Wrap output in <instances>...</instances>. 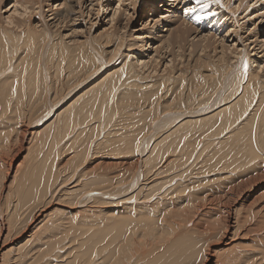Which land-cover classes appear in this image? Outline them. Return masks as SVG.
Instances as JSON below:
<instances>
[{"label": "rangeland", "instance_id": "374dc122", "mask_svg": "<svg viewBox=\"0 0 264 264\" xmlns=\"http://www.w3.org/2000/svg\"><path fill=\"white\" fill-rule=\"evenodd\" d=\"M153 1L154 0H37V2L39 4L36 6L37 10H36V12H34L33 17H31V18L34 19V23H33L34 26H37V24L43 25V27L46 26V29L50 32V34L52 36L57 37L59 34H63V36L65 38L64 40H65V42H67L66 44H70V45H71V43H69L70 40H72V41L77 40L76 38H78V40H85L84 39L85 35H86L85 36L86 39H89V37H90L89 35H91V37H94V38L97 36L96 39H98L99 37H101L102 33H105L106 31H110L111 32L112 30H114V29H111V28L113 26H115V25L117 27H121L123 29V31L120 33L121 34L120 37L124 39V42H126L127 45H130V43H137L139 48H142L141 47L142 43H140V39L143 38V36L145 34L146 35L148 34V36L150 38H148L147 41H145L144 44H146V46H145L144 49L143 48L141 49L142 52L136 51V50H134V48H132L133 50L132 49H130V50L132 52L136 51V53H137L136 55H140L141 54L142 56H144L143 59L145 61H147V62L150 61L153 57H157L158 58V63H159L158 70H161V73L166 68H169V66H170V69H172L171 66H175V67L176 66H179V67L182 66V67H184V66H187L188 63H191L192 65H194L195 64V60L197 58H201L203 60H207L208 57L213 58V60L214 59L216 60V58H220L221 59V57H222L221 55L223 54L221 51H222L223 48H225L226 50H228V48H229V50H231V49L234 50L236 48L237 49L236 52L239 53L240 55H238L237 53L235 54V51L232 52V50L231 51H229V50L227 51L230 54L229 53H225V55L228 54L227 55L228 57H231V58L235 59V60H231L232 64L234 62H236V63H234V66H235L234 67V72L238 71L240 69V67L244 66L245 65L244 63L247 60L248 61L250 60V62H252V61H254L256 59L257 61H254L252 63L247 61L246 62V64L248 63L247 67H250V65H252V64H255V65H252L253 68L256 67V66L258 68L260 66L259 69L262 70V71L259 70V71H256V72L259 73L260 75L264 76V44H263L264 43V0H219V3L217 2V0H204V2L202 4H197L195 2V0H179V1L175 2L176 4L172 3V6L170 8L169 7L168 8L162 7L163 5H166V7L169 4L171 5V3L168 2V0H161L157 4V5H161V6L159 7L158 10L155 11V12H158V14L155 13L156 18L151 20L149 17H150L151 14H153V12H152L153 8L151 9V7L153 5L152 4ZM242 2H243V5H242ZM15 3H16V0H0V22L3 23L5 26H7L6 24H7L9 18H14L15 17V19L17 21L22 20V18H19V16L15 15L13 13V11L15 10V8H14V4ZM66 5H67V7L70 10L69 17L65 21H61V20L57 19L55 16H57V15H60V16L62 15L63 16ZM133 5L134 6L137 5V6L133 7ZM39 6L41 8H39ZM123 9H128L130 14L128 15V13H125ZM189 9H195V11L194 12H190ZM61 11H63V13H61ZM73 11L75 12V16L76 17H73L71 15V13ZM209 14H212V15H209ZM176 16H177V18H176ZM196 16H203L204 18L198 21V20L195 19ZM28 17H29V15H27L25 18L27 19ZM179 18L181 19V21L180 20L179 21L175 20V19H179ZM113 19H114V22H113ZM127 20H129V21H127ZM187 21H188V23H187ZM14 22L17 23L15 20H14ZM182 22H184V23L186 22L187 24L186 23L183 24ZM10 27H12V29H13L14 26H10ZM258 28H259V30H258ZM179 29H184V30L187 29V30H189L187 36L191 34L190 37L188 36L185 39V41L183 42V44H184L183 49L178 50L177 46L172 51L167 50V49H161V47H163L162 42L164 40L168 39V37H170L169 36L170 33H167L166 31L167 30H171L170 32H172V31H178ZM256 29L258 30V32H256L257 31ZM18 31H21V30H18ZM55 34H58V35H55ZM254 35H255V37H254ZM127 36H128V38H127ZM148 36H146V37H148ZM250 36H252V39H251ZM206 38L211 39L209 41L211 44L207 42L209 39L207 41H205ZM202 40L205 43L207 42L209 44V46H208L209 48H207L204 51H202L204 49L203 47L206 46L207 43L205 44L203 42L204 43L203 44L201 42ZM14 41L16 42V40H14ZM23 41L24 40H20L21 43H19V46L20 45L23 46ZM138 41H139V43H138ZM183 44H182V46H183ZM124 51H125V48L120 51V55L119 56H121V54ZM240 52L243 53V54H246V52H247V54L244 55L245 57H243L242 56L243 54L241 55ZM231 54H235L238 57L240 56L241 59H240V57L239 58L238 57L235 58ZM248 54H249V57H248ZM135 56H133V58H135ZM246 56L248 57V59H247ZM118 57L116 59H114V67L115 68H116V66H118V64H120V62H118V60H119ZM242 57H243L244 60L242 59ZM16 58H17V56H16ZM238 59H240V60H238ZM217 60H219V59H217ZM260 60H262L261 64H259ZM242 61H244V62H242ZM116 63H117V65H115ZM240 64H242V65L239 67ZM262 66H263V68H262ZM9 69H11V68H9ZM135 70L137 72H139L140 74H142L143 77L146 76L147 78L149 76L150 77L154 76V78H155L157 76V74H158V73H156L155 75H148V73L151 70H148V72H147V69L141 70V67H138ZM102 71H104V69H102ZM145 72H147V74ZM175 77H177V76H175ZM91 79L89 81H93L94 80V78H91ZM263 80H264V77L262 78V81ZM81 83L77 82V84H74L73 86H71L70 89L68 87H67V89L63 88L61 93L63 95H64V93H65V95H66V93H68V96L66 95V97L64 99L61 97L64 101L62 102L61 101L62 99H59L61 102L59 103V105H56L57 107L56 106L53 107L52 106L53 102L52 103L50 102L51 99H54L53 97L49 101L47 100V103L41 101V103H43V104H40V103L38 104V102H40L39 100L36 101L37 102L36 105H35L36 108L34 107L36 109V111H38L36 115H34L36 113L35 110H34V112H31V113L29 112L30 110H29V108H27L29 106H27L26 109H25L26 111L29 110L28 111L29 113L27 112L25 114L24 111H22L23 107H20V110L22 112L18 111L17 112L18 115H16V114L14 115V112H12L13 113L12 114V113L6 111L7 108L5 109V107H3V105H2V107L0 105V141H1L0 142V168H1L0 169V173H2L1 176H0V223H2L1 226L4 225V229L6 228L4 230L5 232L3 231L2 232L3 234L1 233V238H2L1 244L3 242L6 243L4 245V249H3V252H2V255L4 253H5L4 255H7L6 264H9L8 263L9 259L13 260L12 262L10 260V264H14V263L17 264L18 261L15 260V259H17L16 256H17V253H18V251L20 249L22 250L23 253L24 252L26 253L27 251L30 252V255H29L30 256V260L27 262V264H33V260L31 259V257L33 256L32 253L34 254V257L36 258L35 259L34 257H32V258H34V261H35L34 263L35 264L37 263V259L39 257L37 264H42L44 259L47 257L46 256L47 252H49V253H47L48 258H50L52 255H54V256H52L51 259H55V261L52 262V260L49 259V261H51V264H104V263L105 264H114V263L115 264H118V263L119 264H122V263L123 264H129V262H130V264H133V262H134V264H136V263L137 264H140V263L141 264H149V263L154 264V262H156L155 258H157V257H158L157 260L161 259V260H159L160 262L157 261V263L159 262L158 264H166V263L170 264L169 263V258L171 260V257H169V253H170L171 249H174V250L180 249L179 245L177 244L176 237H178V240H179L181 238V236H179V234L177 235L176 233L174 234V232H175L174 229H177L176 227L180 224V220H182L181 224L183 226L184 225L187 226V224H188L187 227L184 226V228H182V230H184V232H185V230H187V229L190 230L191 228H192L191 230L194 231V232L193 231L191 232V230H190V233H189V230H187V232H188L187 235H186V232H185L186 238H187L188 235H189V237H192V236L193 237H199L201 234L203 235V237L206 238L205 239L206 241L203 240L204 242H202L201 241L202 239H200V242L198 243V241H199L198 238H195V239L193 238V240H194V242H193L188 237L189 241L190 240L192 241V244L193 243L196 244V245L193 244L195 246L194 247L195 248L194 249V251H195L194 253L195 254H197V251H196L197 249L199 251V248L197 246L200 247V251H199L201 253L200 257L199 256L197 257V255H196L195 258H193V257L191 258L194 261V264H196V261L198 262V260L202 261L200 259L202 257L201 255L203 254V256L205 257L204 254H206V253L208 254L209 250L211 251V253H214L215 257L216 256L218 257V258L217 257L216 258L215 257H211L212 259L209 258V264H214L215 260H217V261L218 260H221V261L223 260L224 262L227 260V262L231 261L232 262L231 264H235V263H237V264H248L250 261H255V262L258 261L257 256L255 257V254L258 252V250L255 251V249H258V248H256V245L254 243L250 242V239H245V238L242 237V234H240V232H242V230L236 231L234 234L228 233L229 235L227 234L225 236L220 231V230L223 229V227L225 228V222H227V221H225L226 219L224 217H226L227 214L229 213V208L232 206V204L228 200L229 199V194L228 193H224V192H228V188H225L221 192H217V190H219L220 188L223 189V187H225L226 184L228 185L230 183L234 186L235 182L237 181L236 180L237 179L236 176H238V174H240V172H242V171L244 172L245 171L244 170L245 168L242 165L243 164L242 162H241L242 164H240L242 166L241 167L240 165L238 166L236 163H234V161H230L228 159V157H226L227 156L226 150H223L225 154L223 153V151H221V149H223V147H220V146H222V145L215 147L216 146L215 144L218 143V141L220 143V142H222L224 140V138L227 136V135H224V134H226L227 132L229 133V130L226 131V129H224V127H222L221 128L222 134L220 133L221 134L220 135L219 132H216V134H215V135L219 134V136H216L217 138H214V139L217 140V142L215 140V144L214 145H209V146H207L208 142H205L206 140L208 141V139L204 138L205 139L204 142L200 143L198 141V138L195 137L197 135L196 131H192V132H194V134L189 132V136L191 134V137H194L196 143H195L194 139H190L191 137L186 138L185 142H187L189 144L187 146L192 147V148L194 147V148L193 149L192 148L189 149V147H187V150H185V149H183L184 148L183 147L182 148L183 151H182V149H180L182 146H180V147H177V151H176V149L173 151V150H171L172 149L171 148L170 149L171 153L168 152L169 150L167 149V156L164 157V155H165L164 154V155H162L163 159L161 157L159 159V160L162 159L161 162H162L163 165L160 164L161 163L160 161L156 162L157 164L158 163L160 164V165L158 164L159 167L160 166H165L164 163H166L167 164V168H168L169 165L171 166V163L174 162V161L171 162V160H175V159H176V161L178 160L177 162H180V163L178 164L179 165L178 166L177 163L174 162V164H172V166L169 168V170H165L164 175L162 176V178L161 177L158 178V176H160V175H154V174H156L155 173L156 169H154V171L152 170L153 172H149L148 173V171H147V173H146V169L148 170L147 167H149L153 163V162H150V153L149 152L152 151L153 147L157 143L160 146L161 145L164 146V148H165V146L167 147V143H166V140H165L166 137L168 136L167 133L173 131L172 129L177 127V125H178L177 123L179 121H180V123H182V121L180 119H178L177 121H174L173 124L176 123V125L172 124L171 126L172 127L175 126V127L174 128L169 127V129H170L169 130L167 127H165V125H166L165 122L169 123V121L173 118V116L175 114L174 113L170 114L169 115L170 118L167 117L168 115L165 114L166 115L165 116L163 114L164 116L163 115L160 116L161 120L158 119V120H156L157 121L156 122L155 119H154V121L158 124L157 127L159 129H157L156 126H154V128L152 127V124H151L152 123V121H151L152 118H149L151 120L147 119V120H142L141 121V119H139V118L138 119L137 118H135V119L131 118L130 115L122 116L124 118L118 117V116L111 117V116H109L110 112H107V108H106L105 111H104L106 116L104 115V113H102L103 116L101 115V121L103 119V123L100 121V119H94V118H91V120H92L91 122L92 123L90 122L92 127L99 126L100 123L102 124V129L100 131V133L102 132L101 135L98 134L97 131L95 132V134H94V131H90L91 134L88 131L87 135H79V136H77L78 134H75L74 132H68L66 134L65 133L66 130L64 129V126H63V128L61 126V125H64V122H63L64 117L62 116V114L61 115H58V114H60L63 111V108L65 109L66 107H68L70 105L72 106L73 104H75L73 101L76 102V100L77 101L80 100V102H78L79 104L77 103V104H75L76 106L73 105L74 107L72 106V107H69V108H75L77 106H80L81 105L80 103L82 102V100H84L83 97H81V96L85 97V96H88L90 94L89 93L90 92V88L93 86V84L88 86L90 84L89 82H87V83L81 82ZM221 94H223V93H221ZM52 95H53V92H50L49 93V97L52 96ZM218 96H220V95L218 94ZM217 100H218V97H216V101ZM203 103L201 105L202 106L205 105L204 106V108H205L206 104L203 105ZM215 103L216 102H214L213 105H211L210 103H209L210 105L207 104V106L209 105L208 106L209 108L206 107L204 110L207 111V109H209V111H210V107L211 106H213L212 109L213 108L215 109L216 108V107H214ZM47 105H48V107H47ZM199 105L200 104H197V107L193 106V107H191V109H189L190 111H193L192 109L194 108V110H195V108H196V110L193 111L194 113L193 112H189L187 114L188 116L186 117V119L190 120V118L192 119V117H190V116H196V115H197L196 117H207V116L211 115L212 113L216 112L217 110L222 109V107H224L223 105H220V106H222L221 108L219 106V108L217 107L218 109L216 108L214 111L211 110L213 112L210 111V113H208L209 111L208 112L204 111L203 107L199 106ZM42 106H43V108H42ZM39 107L42 108V109H40ZM198 107H200V108L197 109ZM201 107H202V109H201ZM1 108H2V110H1ZM161 108L162 107L159 108V110H160L159 113L164 109V108H162V110H161ZM44 109H47V110L44 111ZM199 110H201L203 112L200 111L198 113ZM47 111L50 112V113L48 114ZM6 112H8L10 114H7ZM196 112H197V114H196ZM98 113H99V108L96 111V115H98ZM143 113H146V109L143 111ZM203 113H205V116H204ZM22 114H25V115L23 116ZM31 114H32V116L34 118L31 116ZM178 114L180 116L182 113L179 112ZM178 114H176V116L174 118H176L178 116ZM26 115H29L30 118H27ZM132 116H135V115H132ZM7 117H8V119H7ZM41 117H43V118H41ZM82 117H84L83 114H82ZM140 117H143V115H141ZM31 118H32V120H31ZM15 119H17V120H15ZM104 119L105 120L107 119L109 121H107V123H105ZM29 120L31 121L30 122L31 125L29 123ZM167 120H169V121H167ZM145 121H148V122H145ZM240 121H239V124H240ZM81 122L82 121H80L79 127L82 129V126H86L85 125L86 123H81ZM144 122H145V124H147L146 128L144 127ZM161 122H164L163 126L166 129L163 128ZM207 122H210V120H208ZM141 124H143V125H141ZM157 124H155V125H157ZM160 125L162 126L161 127L162 130L159 127ZM200 125H202V124H200ZM24 126H26V128L28 129V131L30 133H29V135L27 134L25 136L26 137L25 141L20 146L19 144H17L18 141L15 143V140L18 138L17 135L20 134L21 129L25 128ZM115 126L117 127V129L115 128ZM140 126L144 129L143 130L144 132L143 131H141V132L137 131L138 129H141ZM238 126H235V128L238 127ZM92 127H90V128H92ZM190 127H189V129H192L193 125H192L191 128ZM11 128H13V129H11ZM58 128L61 129V130L63 129L64 132L61 133L63 130L61 132H59L60 130L58 131ZM108 129H109L110 132L108 131ZM45 130H46V132H45ZM87 130H89V129L87 128ZM87 130H85V132ZM224 130H225V132H224ZM111 131H112V133H111ZM118 131H119V133H118ZM162 131H164V133ZM165 131H168V132L166 133ZM180 132L178 134H180ZM73 133H74V135H73ZM96 133H97V135H96ZM122 134L124 136H122ZM192 134H193V136H192ZM93 135H96V136H93ZM165 135H167V136H165ZM175 135H176L175 136L176 138L172 137V136H174V134L173 135H169L167 137V141H168V138H169L168 145L171 142H173L174 139L178 138L177 134H175ZM164 136H165V138H163ZM170 136L173 138V140L171 139ZM220 136H222V138H220ZM68 137H70V138H68ZM105 137H106V139L104 140ZM107 137H109V138H107ZM112 137H113V139H115V138L117 139L119 137L118 141H120L121 138L123 137L122 140L125 139L128 142V143H126L124 141L127 144V145H125V148L129 145L128 146L129 149L126 148L127 151H125L124 150L125 148L124 147L122 148L123 152L125 154L122 152V150H120V148H121L120 145H118L119 147L116 145L115 149L114 148H110L111 145H113L111 147H114V145H115V144H112V140H113ZM135 137H137V138H135ZM218 137L220 138V140H219ZM36 138H37V140H36ZM85 138H86V140H85ZM92 138H94V139H92ZM162 138H163L164 142H163ZM56 139H58V144L59 145H57V143H54L55 141L57 142ZM107 139H109L110 141H107ZM214 139H213V141H214ZM74 140H75V142H73ZM94 140H95V142H94ZM191 140H193V141L191 142ZM140 141H141V143H140ZM160 141H162V142H160ZM64 142H66L67 144L64 143ZM101 142H103V144ZM104 142H105L106 146H105ZM129 142H132V143L129 144ZM138 142L140 143L139 146H137ZM97 143H99V144H97ZM113 143H115L114 140H113ZM116 143H117V141H116ZM190 143H192V144H190ZM87 144L90 147V148L86 147V148H88V150L90 149L89 151L84 148L85 145H87ZM193 144H194V146H193ZM203 144H205V149H201V148L204 147ZM36 145H38V146H36ZM53 145H55V146H53ZM72 145H73V147H72ZM134 145H135V148L133 147ZM6 146H8V148ZM43 146L45 147V149H43L44 148ZM199 147H200V149H199ZM207 147H209V148L206 149ZM41 148L43 150H45V151L43 152V150ZM49 148L51 149V151L49 150ZM79 148H82L81 152H79L80 151ZM117 148H119V152L120 153H118ZM132 148H134V149H132ZM161 148L164 149L163 147H160L159 150ZM40 149L42 151H40ZM210 149L211 150L213 149V151H212L213 153L215 151H217V152L214 153V154H216L215 157H218L221 154L220 157H218V158H220V161L224 162V160L227 159V164L228 165L226 163L223 164L222 162H220L219 166L216 165L215 158L213 157V154H212ZM214 149H215V151H214ZM218 149H220V151H219L220 153L218 152ZM157 150H158V148H157ZM203 150H205V151H203ZM95 151H97V152H95ZM101 151H102V153H101ZM147 151H149L148 154H147ZM201 151H202V153H201ZM41 152H43V153H41ZM49 152H50V155L52 156V158L54 157L53 160H52L53 161L52 164H51L52 161L50 160L51 156L49 157V155H48ZM51 152H52V154H51ZM105 152L106 153L107 152H111V154L108 155L109 154L108 153L106 155ZM114 152H115V154L113 155ZM135 152H137L138 154L135 153ZM143 152L145 154H142ZM183 152H184L185 155L183 154ZM6 154H8V156H5ZM46 154L48 155V157H49L48 159L49 160L47 159V157H46L47 155ZM54 154L56 156H54ZM92 154H95L96 156L92 155ZM186 154H187V156H186ZM192 154H193V156H191ZM198 154H200L201 157ZM91 155L93 157H91ZM111 155H113V156H111ZM188 155H190V157ZM9 156H11V157H9ZM12 156H13V158H12ZM106 156L107 157L110 156L109 159H111V160H109ZM113 157H114V159H113ZM212 157L214 158L213 160L211 159ZM208 158H210V159H208ZM45 159H46V161H45ZM55 159H56V161L58 159H60V161H57V163H56ZM89 159H91V162H89L90 161ZM168 159H169V162H167ZM96 160H98V161H96ZM165 160H166V162H164ZM48 161H50V162H48ZM97 162L100 163V164L98 166H95L96 164H98ZM108 162H109V165L112 164L111 166L113 167V169H112V167H110L108 165ZM116 162L119 163V164H117ZM211 162H213V163H211ZM235 162H237V161L235 160ZM238 162L240 163L239 160H238ZM36 163H37V165H36ZM88 163H90V164L88 165ZM91 163H92V165H91ZM124 163H125V165H123ZM146 163H147V165L150 163V165L147 166V165H145ZM156 163L154 162L155 165H157ZM81 164H82V167H81ZM101 164H103L104 166L103 165L100 166ZM113 164H114V166H113ZM115 164H117L118 167H116ZM214 164H215V166H213ZM63 165H64V167H62ZM142 165H144V166H142ZM225 165H227V166H225ZM93 166H95L96 168L93 169ZM43 167H44L45 170L43 169ZM84 167H85V169H84ZM97 167H99V168L97 169ZM220 167H221V169H220ZM19 168H20L21 172L19 171ZM31 168H32V170H31ZM39 168H40V170H39ZM87 168H89L90 171ZM103 168H105L106 170L103 169ZM142 168H143V170H142ZM223 168H224V170H223ZM46 169H47L48 172L46 171ZM107 169H110V170H107ZM218 169H220V170H218ZM82 170H84V173L86 175L88 174V176H86L84 174V177H83V175H82L83 171ZM86 170H88V172ZM111 170L112 171H116V172H112L111 173ZM76 171H77L78 174L76 173ZM57 172H58V175L60 173L59 176L57 175ZM80 172H82V173H80ZM99 172H101V174L105 173V175L104 174L103 175L106 176L108 179L106 177H105V179H104V177L102 178L101 176H103V175H100ZM144 172L146 173V176L148 178L145 177V173ZM170 172H172L171 173L172 176H170L168 174L167 177L169 178V177L175 176L174 179H176L177 182H175V184H173L172 186H170L171 185V183H170L168 185L170 187H168V186L165 187V188L168 187V189H171L170 190L171 192L168 191V195L171 194V193L173 194V192L176 190V188L178 190L175 193V196H174V194L173 195L171 194V196H173V197H171L169 195L171 198L169 196L167 197V195H165V194H163V195L166 196L164 199L159 196L158 199L161 198L160 200H164V203H159L160 200L157 201V199H155V198L160 194V192L158 194L156 191H160V190L162 191L163 190V189L160 188L161 185H162L161 181L164 180L163 181V183H164L165 181L169 180L170 178L168 179L165 176L167 175V173H170ZM181 172H184V173H181ZM204 172H206V173L204 174ZM219 172H220V176H219ZM38 173L41 174V175L39 176ZM53 173H55V174H53ZM109 173H111V174H109ZM113 173L116 176H118V177L116 178V176H114ZM118 173L120 174V176H119ZM150 173H152L151 176H150ZM214 173L216 174L215 175L216 177L214 176ZM221 173H223V174H221ZM50 174H52V175L49 176ZM148 174H149L150 177L148 176ZM178 175H179V177H178ZM26 176H28L27 177L28 179L26 178ZM96 176H97V178H96ZM113 176L115 177V180H114ZM127 176H129V177H127ZM153 176H155V177L157 176L156 177L157 179H153L152 180L151 177H153ZM207 176H209V177H207ZM5 177H7V178L5 179ZM155 177H153V178H155ZM219 177L221 178V180H219L220 179ZM37 178H39V180H37ZM146 178H147V180H146ZM56 179H57V181H56ZM72 179H74V181ZM78 179H80L79 180L80 182L78 181ZM226 179H227V181H226ZM33 180H34V182H33ZM35 180H36V182H35ZM41 180H45L44 186H43L45 188V192L42 194L41 197H39V201H38V199H37L38 196H35V197H37L36 200H35V197L31 194L33 196L32 198H34V199H32V198H30L31 195L29 196V192L26 193L27 191L24 192V190L26 189L25 186L29 187L32 182H33L32 184L36 183L37 185H39V181H41ZM70 180H71V182L72 181L73 182L71 183ZM82 180H84V181L82 182ZM99 180H101V181H99ZM107 180H108V183H107ZM23 181H25V183H23ZM49 181H51L52 183L49 182ZM68 181L71 184L70 186L67 185ZM232 181H234V182H232ZM28 182H29L30 185L28 184ZM53 182H54V184H53ZM167 182H171V181H167ZM227 182H230V183H227ZM48 183L50 184V186H49ZM176 183H177V186H176ZM179 183H181V184H179ZM202 183H204V184H202ZM2 184H4V186H2ZM111 184H113V185H111ZM156 184L160 185V187L156 186ZM189 184L190 185L193 184V185H191V187H194V185L196 184L195 187H194V190H196L197 193H196V191L195 192L193 191V188L192 189L190 188ZM214 184H216V186H213ZM21 185H23V186H21ZM150 185L153 186V187L151 186V189L152 188H155V189H152L150 191ZM182 185L183 186L184 185L188 186L190 188V190L188 188L187 192L184 193V190H185L186 187L185 186L183 187ZM217 185L218 186L223 185V187H221V186L218 187ZM203 186H205V187L203 188ZM208 186L211 187V189L214 187L213 191ZM20 187H24V188L20 189ZM147 187H148V191L146 190ZM158 187L160 188L159 190L157 189ZM196 187H197V189L198 188L200 189V187H202L200 190L204 189L205 191L202 192L199 189L197 190V189H195ZM65 188H67V189L69 188L71 191L67 190L68 193L64 192L63 189L66 191ZM121 188H123V189H121ZM216 188H218V189L216 190ZM19 189H20V191H22V189H24L21 192V194L19 193L20 192ZM50 189H53V190H51V192H50ZM55 189L57 191L56 193L54 192ZM73 189H75V192H73L74 191ZM172 189H173V191H172ZM222 189H220V190H222ZM61 190H62V192H61ZM179 190L182 191V194L180 193L181 191L179 192ZM191 190H192L194 195L192 194ZM16 191H18L17 192L18 194L16 193V195L19 196L20 200L18 199L17 196L14 195V192H16ZM149 191L151 193L154 192L153 194H155V195L157 193V195L156 196L154 195L155 197L153 196V198H152V196L149 193ZM188 191H190V193ZM199 191L202 192L201 193V197H196V199L195 198L193 199V197H192L190 200H188L189 199L188 197L189 196L191 197V195H189V194H192V196H200ZM12 193H13V195H12ZM178 193L180 194V196L178 195L179 197L175 199V197H177L176 194H178ZM24 194L26 196L28 195L27 198L28 197L29 198L26 199ZM91 194H95V195H91ZM197 194H199V195H197ZM147 195L149 197H151L152 200ZM182 195H184V196L182 197ZM87 196H89V197H87ZM102 196H104V197H102ZM186 196H187V198H184ZM215 196L217 197V199H216ZM226 197H228V198H226ZM45 198H47V199H45ZM167 198H169L170 201ZM172 198H174L175 202L172 200ZM198 198L199 199L203 198V199H200V202H199ZM31 199L33 201L29 202L28 200H31ZM178 199H179V201H178ZM211 199H213L214 202ZM22 200H25V201H22ZM165 200H167L168 202H166ZM176 200H177V202H176ZM205 200H207V201H205ZM171 201L174 202V204H175L174 206H172L173 202L171 203ZM191 201H193V202H191ZM93 202H94V204H93ZM105 202H107V203H105ZM182 202H184V204ZM10 203H12V205ZM20 203H24L23 205L24 206L26 205V207H28L29 209H32L34 207L36 209H32L33 210V212H32V210H29L28 208L26 209L24 206L22 208V204H20ZM192 203H194V204H192ZM197 203H199V204H197ZM208 203H209V205H208ZM29 204H31V205L34 204V206L31 208V205H29ZM161 204H164V206L161 205ZM167 204H169V205L171 204L170 207ZM187 204H190V205H187ZM200 204L202 206H204V208L207 209V213L205 214L204 217H202L201 214L200 215L196 214V211H195L196 210L195 208H198L197 210L201 209ZM16 205L18 206L17 208H19L20 207L19 205H21V208H19L20 209V213H19V209L16 208ZM38 205H39V207H36ZM46 205H48V206H46ZM143 205H149L147 207H149L150 209H147V207L143 206ZM151 205H153V206H151ZM226 205H228V206H226ZM239 205L240 204H237V206H239ZM45 206L47 207V209H46ZM188 206H190L189 207L190 209L188 208ZM174 207H175V210L173 211V213H172V211H169V210H171ZM244 208L243 207L241 208L242 209L241 210L242 213L244 212L243 211ZM24 209L26 210V212H25ZM161 209H163V210H161ZM208 209H209V211H208ZM245 209L247 210V207ZM154 210H157V211H154ZM246 210H245V212H246ZM34 211L37 212V213H35ZM143 211L144 212L146 211L145 212L146 215H145V213ZM178 211H180L181 214L183 212H185V213L186 212L187 213L191 212V213H189L188 216L187 215L184 216L186 219L188 218L187 220H185L182 217L185 213H183L182 216H181V214ZM14 212L17 213V214H15ZM155 212L159 213V214H156ZM161 212H163V215H162ZM33 213H35V215ZM67 213H68V215H67ZM166 213H168V214H166ZM13 215L14 216L17 215V216L13 217ZM113 215H114V217H113ZM147 215H148V217L146 218ZM195 215H198L197 216L198 219H197V217ZM32 216L36 217L34 222L30 220V218H32ZM94 216L97 217V219ZM107 216H108V218L110 220H108ZM140 216H142V217H140ZM192 216H195V217H193V219H192ZM159 217H161V218H159ZM180 217H182V219H180ZM199 217H201V221H199L200 220ZM27 218H29V221L27 220ZM114 218H116V219H114ZM139 218H141L142 220L139 219ZM203 218H205V219H203ZM20 219H21L22 222L20 221ZM136 219H138V220H136ZM161 219H162V221H161ZM191 219L193 220L192 223H188V220H190L189 222H191ZM219 219H221V221H219ZM15 220H16V222H15ZM25 220L28 221L27 224H26ZM134 220L137 221V222H135ZM146 220L149 221V222H147L148 224L150 223L151 220H153L150 223V224H152L150 232L153 235H151V233L146 229V228H148L146 226V224H147L145 222ZM156 220H158L159 222L158 221L156 222ZM167 220H169L170 224H169V222ZM197 220L200 223V225L198 224ZM12 221L14 223L13 224L11 223V225L14 226V227H12L13 229L9 230V227H10L9 225H10V222H12ZM18 221H19V223H18ZM171 221L176 222V223L174 224ZM67 222H69V223H67ZM139 222H140V224H139ZM167 222H168V224H166ZM184 222H185V224H183ZM124 223L126 224V226H125ZM154 223L157 226L153 227ZM171 223L174 224L175 226L171 225ZM204 223H205L206 226H208V225L210 226L211 225V227L208 226L211 229L206 230L207 235H204L205 233L203 234V232H204L203 230L207 229L205 226H204L205 228L202 227ZM20 224H21V227H20ZM23 224H25V226ZM36 224H38V226ZM97 224H98L99 227L97 226ZM120 224H122L123 226L120 225ZM130 224H131V226H130ZM137 224H139V225H137ZM176 224H178V225L176 226ZM60 225H61V227H60ZM140 225H141V227H138ZM191 225H192V227H191ZM198 225L201 228H198L197 227ZM22 226L25 227V228L22 229ZM33 226H34L35 230H34V228H32ZM35 226L38 227V228L36 229ZM112 226H113L114 229L111 228ZM115 226H117L118 228L115 227ZM127 226H130V227H127ZM142 226H144L143 227L144 230H143ZM132 227H134L133 228L134 231L130 230V229H132ZM156 227H158V228H156ZM39 228H40V230H39ZM122 228H124V229H122ZM171 228H173V229H171ZM202 228H204V229H202ZM41 229H42V231H41ZM67 229H68V231H67ZM119 229H121L122 232ZM178 229H181V228H178ZM198 229H200L199 232L201 230L203 231V232H200V235H199V233L197 234V232H198L197 230ZM12 230H14V231H12ZM19 230H20V232H19ZM36 230H38V231H36ZM123 230L125 232H123ZM211 230L212 231L214 230L216 232V234H215L214 231L211 232ZM8 231H10L11 233L8 232ZM24 231H27V232H24ZM144 231L148 232V235H143V234H146ZM157 231H159V232H157ZM169 231H172L173 234H172V232H169ZM7 232H8V234H7ZM41 232H44V236H47L46 237L47 240L46 239L44 241L42 240L41 235L43 233H41ZM98 232H100V233H98ZM103 232H105V233H103ZM209 232L212 235L209 234ZM220 232H221V234H220ZM20 233H22V234H20ZM32 233H36V234L33 235ZM90 233H93V234H90ZM192 233H196V234H193L192 236H190ZM11 234H12V236H11ZM17 234H18V236H17ZM19 234L22 235V237H19ZM37 234H39V235H37ZM120 234H122V235L120 236ZM161 234H163V235H161ZM112 235H113V237H112ZM202 235L200 236V238L202 237ZM213 235L215 236V238H214ZM217 235L219 236V238L217 237ZM39 236H40V238H39ZM116 236H117V238H116ZM206 236H210L209 238H211V239L207 240L208 237H206ZM220 237L225 240V243L223 245H219V246H216V247L213 248V246H214L213 244L222 241V239ZM48 238H49V240H48ZM8 239L10 240L9 243H8ZM84 239H86V240H84ZM196 239H197V241H196ZM216 239H218V240L221 239V240H219V241L217 240L216 241ZM117 240H119V241H117ZM133 241H135V242H133ZM92 242H93V244H92ZM43 243H45V244H43ZM74 243H75V245H74ZM30 244H32L33 248H35V247H36V249L38 248V250H36V249L33 250V248H30L31 247V246L29 247ZM251 244H253V245H251ZM41 245H43V246H45V248H47L46 252L44 251L45 248L43 246H41ZM115 245L117 247H115ZM105 247H107V248H105ZM18 248H19V250H18ZM57 248H59V250H61V248H63L61 254L59 255V257L56 256L57 253H54V252H56ZM121 248H124V249L121 250ZM201 248H203V250ZM40 249H43L42 250L43 251L42 254L38 253V252H40L39 251ZM97 249L100 250V251H98ZM50 250H51V253H50ZM68 250L71 251V253ZM114 250H116L117 253ZM250 250H251V253H250ZM31 251H32V253H31ZM63 251L65 252V254H64ZM91 251L93 253H91ZM15 252H16V255H15ZM67 252L69 254H67ZM86 252L88 253L89 256L86 254ZM110 252L111 253L113 252L114 254L116 253L115 256H114L113 253L110 254ZM202 252H204V253H202ZM36 253H37L38 257H37V255H35ZM83 253H85V254H83ZM235 253H238V254H235ZM73 254H75V255H73ZM92 254H93V256H92ZM109 254L111 256L113 255L114 257L117 256V258L111 257ZM117 254H119L120 256L122 255V257L120 259H118V257H120V256L117 255ZM63 255H64V257H63ZM100 255L103 256L102 257L103 259L100 258V260H99V258H97V256L101 257ZM108 255L111 258L108 257ZM132 255L135 256V257H133ZM139 255H142V256H140V258H139ZM241 255L243 256V260L244 261L241 260L242 259ZM79 256H81V258ZM104 256H105V258H104ZM125 256H127V257H125ZM136 256H137V258H136ZM239 256H240V258H239ZM11 257H13V258H11ZM40 257H41V260H40ZM123 257H125V259ZM232 257H234L235 259H237V258H239V259H238V261L235 260V263H234V259H232ZM56 258H59L61 261L59 259L56 260ZM146 258H147V260H146ZM25 259H28V258L25 257ZM85 259H86L87 263H86ZM230 259H232L233 261L230 260ZM109 260L112 261V262H110ZM137 260H138V262H137ZM204 260H205V262H203L202 264H207L206 263L207 260L205 258H204ZM30 261H32V263ZM247 261H249V262L246 263ZM239 262H242V263H239ZM18 263L22 264L21 262H18ZM177 264H179V262Z\"/></svg>", "mask_w": 264, "mask_h": 264}, {"label": "bare ground", "instance_id": "6f19581e", "mask_svg": "<svg viewBox=\"0 0 264 264\" xmlns=\"http://www.w3.org/2000/svg\"><path fill=\"white\" fill-rule=\"evenodd\" d=\"M159 1H161V0H154L153 1V5H152V7H151V9L153 8V14H151L150 15V19L151 20H153L154 18H156V15H155V13H157L158 14V12H155L156 10H158L159 9V7L161 6V5H157L158 4V2ZM177 1H179V0H168V2L169 3H171V5L169 4V5H167V7H166V5H163L162 7H164V8H170L171 6H172V3L174 4L175 2H177ZM161 3V2H160ZM39 3L37 2V0H16V3L14 4V8H15V10L13 11V13L15 14V13H19L20 15H19V18H22V20H20V21H17L16 19H15V17L14 18H9L8 19V22H7V26H5L3 23H1L0 22V105H1V107H2V105H3V107H5V109L7 108V110L6 111H8V112H10V113H12V112H14V115L16 114V115H18L17 114V112L19 111V112H22V111H24V113L26 114L29 110V112L31 113V112H34V110L36 111V107H35V105H36V101H40V102H38V104L40 103V104H43V103H41V101H43V102H45V103H47V100L49 101L52 97L54 98V99H51V103H52V106L54 107V106H56V105H59V103L62 101H64L63 99L66 97V95L68 96V93H66V95H65V93H64V95L61 93V91H62V89L63 88H66L67 89V87L70 89V87L71 86H73L74 84H77V82L79 83H81V82H83V83H87V82H89L90 84L88 85V86H90V85H92L93 84V88L91 89L90 87V94L88 95V96H81V97H83V99L84 100H82V102L80 103L81 105L80 106H77V107H75V108H69V107H72L73 105L74 106H76L75 104H77L78 102H80V100L79 101H77L76 100V102L75 101H73L75 104H73L72 106L70 105V106H68V107H66L65 109L63 108V111L60 113V114H58V115H61L62 114V116L64 117V119H63V122H64V125H61L62 126V128H63V126H64V129L66 130V134L68 133V132H74L75 134H78L77 136H79V135H87L88 134V131H89V133H90V131H94V134H95V132L97 131V133L98 134H100L101 135V133H100V131H101V129H102V124L100 125L99 124V126H94V127H92L91 126V124H90V122L92 121L91 120V118H94V119H100V121H101V115H102V113H104V115L106 116V114H105V109L107 108V112H110L109 114V116H111V117H113V116H118V117H122V116H124V115H130L131 116V118H139V119H141V121L142 120H151V119H149V118H152V127L154 128V126H158V124L156 123L157 121L156 120H161L160 119V116L161 115H168L167 117H169V115L170 114H172V113H174L175 115L173 116V118L169 121V120H167V121H169V123L168 122H165V127H167L168 129H169V127H171V128H174L175 126H171L173 123H174V121H177L178 119H180L181 121H182V123H180V121L177 123L178 125H177V127L176 128H174V129H172L173 131H171V132H168V131H165L167 134H168V136L169 135H173L174 134V136H172V137H175L176 135L175 134H177V139H174L173 140V138L171 137V139L173 140V142H171L169 145H168V143H169V138H168V141H167V135H165V136H167L166 137V143H167V147L165 146V148H164V146H160V145H158V143L153 147V149H152V151H147V154H148V152L150 153V162H153L152 163V165H150V163L148 164V165H150L149 167H147L148 165H147V163L145 164V165H147L146 167L148 168V170L146 169V173H147V171H148V173L149 172H153L154 171V169H156L155 171V173L156 174H154V175H160V176H158V178L159 177H161L162 178V176L164 175V172H165V170H169V168L172 166V164H174V162H176L177 163V165L180 163V162H177L176 161V159L175 160H171V162L172 161H174L173 163H171V166L169 165V167L167 168V164L166 163H164L165 164V166H160L159 167V165L160 164H162V162H161V160L163 159V157H162V155H164V157L165 156H167V149L169 150L168 152H170V149L171 150H175L176 149V151H177V147H180V146H182L180 149H182L183 147V149H185V150H187V147H189V146H187V145H189L187 142H185V139L186 138H189V137H191V134H190V136H189V132L190 133H193L194 134V132H192V131H196V133H197V135L195 136V137H197L198 138V141L200 142V143H202V142H204V140L205 139H208V141L206 140L205 142H208V144H207V146H209V145H214L215 144V140L216 139H214V138H217L216 136H219V134L221 133L222 134V131H221V128L222 127H224V129H226V131H228L229 130V133L227 132L226 134H224V135H227L225 138H224V140L222 141V142H220L219 143V141H218V143H216L215 145V147H217V146H220V145H222V146H220V147H223V149H221V151H223V150H226V152H227V156L226 157H228V159L230 160V161H234V163H236L238 166L240 165V164H242L243 166H244V172L242 171V172H240V174H238V176H236L237 177V181L235 182V184H234V186L230 183V182H227V183H230V184H226V186L225 187H223V185H220L221 187H223V189L222 188H220V189H222V190H217L218 188H216V190H217V192H221V191H223L225 188H228V192H224V193H228L229 194V202H231V204H232V206L229 208V213L227 214V216L226 217H224L226 220L225 221H227V222H225V228L223 227V229L222 230H220L221 232H222V234L225 236V235H227L228 233H230V234H234L236 231H240V230H242V232H240V234H242V237L243 238H245V239H250V242H252V243H254L255 245H256V248H258V249H255V251L256 250H258V252L255 254V257L257 256V259H258V261H247L246 263H248V264H264V80L262 81V78L264 77V76H262V75H260L259 73H257L256 71H259L260 69V66L257 68V66L256 67H254L253 68V66L252 65H255V64H252V65H250V67H247V71H245V65L244 66H242V67H240L242 64H240L239 65V67H240V69L238 70V71H236V72H234V63H236V62H234L233 64H232V62H231V60H235V59H233V58H231V57H228L227 55H225V53H229V52H227L228 50H229V48H228V50H226L225 48H223L222 49V57H221V59L220 58H216V60L217 59H219V60H213V58H211V57H208L207 58V60H203V59H201V58H197L196 60H195V64L194 65H192L191 63H188V65L187 66H184V67H182V66H171V68L172 69H170V66H169V68H166L162 73H161V70H158V67H159V63H158V58L157 57H153L150 61H145L143 58H144V56H142L141 54L140 55H136L137 53H136V51H139V52H142L141 51V49L143 48H145V46H146V44H144L145 43V41H147V39L148 38H150L149 36H148V34L146 35L145 33V35L143 36V38H141L140 39V43H142V45H141V47L142 48H139V46H138V44L137 43H130V45H127L126 44V42H124V39L123 38H121L120 36H121V32L123 31V29L121 28V27H117L116 25L115 26H113L111 29H114V30H112L111 32L110 31H106L105 33H102L101 34V37H99L98 39H96V37L94 38V37H91V35H89L88 37H89V39H86L85 38V36H84V39L85 40H78V38H76L77 40H74V41H72V40H70V42L69 43H71V45L70 44H66L67 42H65V38H64V36H63V34H55V35H58L57 37H55V36H52L51 34H50V32L46 29V26L45 27H43V25H40V24H37V26H34V19H32L31 17H33V14H34V12H36V6L38 5ZM109 4V3H108ZM176 4V3H175ZM17 5H19V7H17ZM242 5H243V2H242ZM246 5V4H245ZM108 6V5H107ZM137 5H133V7H136ZM39 8H41L40 6H39ZM175 8V7H174ZM25 10H27V11H25ZM124 10V12L125 13H128V15L130 14V12L128 11V9H123ZM137 10V9H136ZM139 10V9H138ZM107 11V10H106ZM12 13V14H13ZM31 13V14H30ZM61 13H63V11H61ZM69 13H70V10H69V8L67 7V5L65 6V10H64V15L62 16H60V15H57V16H55L57 19H59V20H61V21H65L68 17H69ZM261 14V13H260ZM27 15H29V17L26 19L25 17L27 16ZM71 15L73 16V17H76L75 16V12L73 11L72 13H71ZM124 15V14H123ZM11 16V15H10ZM12 17V16H11ZM176 18H177V16H176ZM18 19V18H17ZM54 19V18H53ZM14 20L17 22V23H15L14 22ZM150 20V21H151ZM175 20H180L181 21V19L179 18V19H175ZM127 21H129V20H127ZM155 21V20H154ZM184 21V20H183ZM41 22V21H40ZM113 22H114V19H113ZM179 23V22H178ZM183 24H185L184 22H182ZM187 23H188V21H187ZM186 23V24H187ZM254 23V22H253ZM190 24V23H189ZM45 25V24H44ZM10 26H14L13 27V29H12V27H10ZM159 26V25H158ZM178 26V25H177ZM219 26V25H218ZM253 26V25H252ZM261 26V25H260ZM93 27V26H92ZM17 28V29H16ZM23 28V29H22ZM256 28V27H255ZM18 30H21V31H18ZM257 30V29H256ZM258 30H259V28H258ZM258 30L256 31V32H258ZM171 30H167L166 32L167 33H170V37H168V39H166V40H164L163 42H162V44H163V47H161V49H167V50H170V51H172V50H174L175 49V47L177 46V48H178V50H181V49H183V47H184V44H183V42L185 41V39L189 36L190 37V35H188L187 36V34H188V32H189V30H184V29H179L178 31H172V32H170ZM254 31V30H253ZM215 32V31H214ZM253 34V33H252ZM76 35V34H75ZM99 36V35H98ZM146 36H148V37H146ZM213 36V35H212ZM215 36V35H214ZM66 37V36H65ZM87 37V38H88ZM123 37V36H122ZM126 37V36H125ZM133 37V36H132ZM251 37V39H252V36H250ZM254 37H255V35H254ZM83 38V37H82ZM81 38V39H82ZM127 38H128V36H127ZM212 38V37H211ZM214 38V37H213ZM126 39V38H125ZM209 38H206L205 39V41H207ZM14 40H16V42L14 41ZM20 40H24L23 41V46H19V43H21L20 42ZM128 40V39H127ZM211 39H209L207 42L208 43H210L209 41H210ZM202 43L204 42L203 40L201 41ZM206 42V43H207ZM138 43H139V41H138ZM201 43V44H202ZM205 43V42H204ZM203 43V44H204ZM205 43V44H206ZM207 43V44H208ZM182 44H183V46H182ZM206 44V46H204L203 48V50L202 51H204V50H206L207 48H209L208 46H209V44L207 45ZM211 44V43H210ZM257 44V43H256ZM264 44V43H263ZM262 44V45H263ZM259 45V44H258ZM125 48V51L121 54V56H119L120 55V51L121 50H123ZM132 48H134V50H136L135 52L133 51H131L130 49H132ZM140 49V50H139ZM226 51H225V50ZM236 49V48H235ZM232 50V52H234L235 51V54L237 53L236 51H237V49L236 50ZM133 50V49H132ZM231 50H229V51H231ZM241 53V52H240ZM230 54V53H229ZM235 54H231V55H233L235 58H237L238 56H236ZM238 55H240L239 53H237ZM243 53H241V55H242ZM246 54H247V52H246ZM246 54H243L242 56L243 57H245L244 55H246ZM136 55V56H135ZM16 56H17V58H16ZM119 56V57H118ZM133 56H135V58H133ZM230 56V55H229ZM119 58V60H118V62H120V64H118V66H116V68L114 67V59H116V58ZM219 57V56H218ZM240 57V56H239ZM238 57V58H239ZM243 57H242V59H243ZM247 57V56H246ZM248 57H249V54H248ZM248 57H247V59H248ZM251 58V57H250ZM254 58V57H253ZM240 59H241V57H240ZM240 59H238V60H240ZM244 60V59H243ZM253 60V59H252ZM259 60V59H258ZM248 61V60H247ZM246 61V62H247ZM254 61H257L256 59L254 60ZM254 61H252V62H254ZM261 61L262 60H260L259 62V64H261ZM117 62V61H116ZM117 62V63H118ZM242 62H244V61H242ZM245 62V63H246ZM248 62H250V60L248 61ZM252 62H250V63H252ZM117 63L115 64V65H117ZM244 63V64H245ZM249 63V64H250ZM248 64V63H247ZM14 65V66H13ZM108 65V66H107ZM113 65V66H112ZM263 65V64H262ZM138 67H141V70H145V69H147V72H148V70H151L149 73H148V75H155L156 73H158L157 74V76L154 78V76L153 77H143L142 76V74H140L139 72H137L135 69H137ZM9 68H11V69H9ZM262 68H263V66H262ZM261 68V69H262ZM102 69H104V71H102ZM14 70V71H13ZM13 71V72H12ZM260 71H262V70H260ZM147 72H145L146 74H147ZM261 73V72H260ZM262 74V73H261ZM95 76V77H94ZM175 76H177V77H175ZM91 78H94V80L93 81H89ZM92 80V79H91ZM82 84V83H81ZM75 90V89H74ZM69 91V90H68ZM50 92H53V95L52 96H50L49 97V93ZM80 92V91H79ZM74 93V92H73ZM221 93H223V94H221ZM218 94L220 95V96H218ZM78 95V94H77ZM81 95V94H80ZM72 96V95H71ZM63 99H62V98ZM216 97H218V100L216 101ZM59 99H62L61 101L59 100ZM76 99V98H75ZM59 100V101H58ZM57 101V102H56ZM211 101V102H210ZM56 102V103H55ZM204 102V103H203ZM214 102H216L215 104H214V107H218L219 108V106L220 105H223L224 103V107H222V106H220V108L222 107V109H220V110H217L216 112H214V113H212L211 115H209V116H207V117H196V116H190V117H192V119L190 118V120H188V119H186V117L188 116L187 114L189 113V112H193V111H195L196 110V108H195V110H194V108L192 109L193 111H190L189 109H191V107H197V104H200L199 106H202L201 104L203 103V105L204 104H206V107H208L210 104L211 105H213V103ZM50 103V104H51ZM55 103V104H54ZM210 103V104H209ZM65 104V103H64ZM67 104V103H66ZM79 104V103H78ZM207 104H209L208 106H207ZM61 105V104H60ZM27 106H29V107H27ZM44 106V105H43ZM43 106H42V108H43ZM73 106V107H74ZM182 106V107H181ZM205 106V105H204ZM204 106H202L203 107V110L206 108H204ZM20 107H23V109H22V111L20 110ZM26 107L27 108H29V110H25L26 109ZM35 107V108H34ZM45 107V106H44ZM47 107H48V105H47ZM57 107V106H56ZM160 107H162V108H164L163 110H162V108H161V112L159 113V108ZM202 107H201V109H202ZM212 107L213 106H211L210 107V111L211 110H215L214 108L212 109ZM40 108V107H39ZM42 108H40V109H42ZM51 108V107H50ZM99 108V113H98V115H96V111H97V109ZM200 107H198L197 109H199ZM209 108V107H208ZM217 108V109H218ZM39 109V110H40ZM146 109V113H143V111ZM1 110H2V108H1ZM45 110H47V109H44V111ZM26 111V112H25ZM53 111V110H52ZM201 110H199L198 111V113L200 112ZM204 111H206V110H204ZM209 111V109H207V111L206 112H208ZM210 111L208 112V113H210ZM213 111H211V112H213ZM5 112V111H4ZM8 112H6L7 114H10V113H8ZM28 112V113H29ZM37 112L38 111H36V113L34 114V115H36L37 114ZM179 112H181L182 114L179 116ZM201 112H203V111H201ZM2 113V112H1ZM46 113V112H45ZM47 113L49 114L50 112H48L47 111ZM57 113V112H56ZM168 113V114H167ZM194 113V112H193ZM13 114V113H12ZM25 114H22L23 116L25 115ZM33 114V113H32ZM32 114H31V116H32ZM47 114V115H48ZM82 114H83V116L84 117H82ZM176 114H178V116L176 117V118H174L175 116H176ZM196 114H197V112H196ZM204 114V116H205V113H203ZM13 115V116H14ZM56 115V114H55ZM132 115H135V116H132ZM141 115H143V117H140ZM163 115V116H164ZM165 115V116H166ZM191 115V114H190ZM195 115V114H194ZM27 116V118H30L29 117V115H26ZM40 116V115H39ZM61 116V117H62ZM103 116V115H102ZM172 116V115H171ZM200 116V115H199ZM11 117V116H10ZM15 117V116H14ZM33 117V116H32ZM159 117V118H158ZM185 117V118H184ZM12 118V117H11ZM16 118V117H15ZM18 118V117H17ZM26 118V117H25ZM34 118V117H33ZM41 118H43V117H41ZM59 118V117H58ZM122 118H124V117H122ZM166 118V117H165ZM170 118V117H169ZM7 119H8V117H7ZM10 119V118H9ZM14 119V118H13ZM57 119V118H56ZM154 119H155V121H154ZM15 120H17V119H15ZM31 120H32V118H31ZM105 120V119H104ZM164 120V119H163ZM208 120H210V122H207ZM241 120V121H240ZM12 121V120H11ZM22 121V120H21ZM34 121V120H33ZM80 121H82L81 123H86L85 125L86 126H82V129L79 127V124H80ZM96 121V120H95ZM107 121H109V120H105V123H107ZM112 121V120H111ZM123 121V120H122ZM173 121V122H172ZM206 121V122H205ZM239 121H240V124H239ZM16 122V121H15ZM31 121L29 120V123H30ZM62 122V123H63ZM102 123H103V119H102V121H101ZM145 122H148V121H145ZM145 122H144V127L146 128V125L147 124H145ZM164 122H161V124H162V126L164 125L163 123ZM38 123V122H37ZM92 123V122H91ZM97 123V122H96ZM157 124V125H155V124ZM159 123V122H158ZM168 123V124H167ZM25 124V123H24ZM124 124V123H123ZM160 124V123H159ZM193 125V128L192 129H189V127L191 126L192 127V125ZM199 124V125H198ZM200 124H202V125H200ZM14 125V124H13ZM28 125V124H27ZM30 125H31V123H30ZM60 125V124H59ZM88 125V126H87ZM96 125V124H95ZM141 125H143V124H141ZM169 125V126H168ZM173 125H176V123L175 124H173ZM239 125V126H238ZM161 125L159 126L160 128L162 127ZM235 126H238V127H236L235 128ZM25 128H22L21 129V132H20V134L19 135H17L18 136V138L15 140V143L18 141V143L17 144H19L20 146H21V144L25 141V136L28 134L29 135V131H28V129L26 128V126H24ZM28 127V126H27ZM60 127V126H59ZM90 127H92V128H90ZM121 127V126H120ZM124 127V126H123ZM126 127V126H125ZM141 127V126H140ZM164 126H163V128L164 129H166ZM190 127V128H191ZM226 127V128H225ZM49 128V127H48ZM87 128L89 129V130H87ZM115 128L117 129V127L115 126ZM187 128V129H186ZM11 129H13V128H11ZM18 129V128H17ZM46 129V128H45ZM120 129V128H119ZM123 129V128H122ZM126 129V128H125ZM152 129V128H151ZM157 129H159L158 127H157ZM185 129V130H184ZM16 130V129H15ZM60 130V131H59ZM63 130V129H62ZM61 129H59L58 128V131L59 132H61L62 131ZM85 130H87L86 132H85ZM128 130V129H127ZM144 129L141 127V129H138L137 131H143ZM161 130H162V128H161ZM170 130V129H169ZM182 130V131H181ZM223 130V129H222ZM104 131V130H103ZM108 131H109V129H108ZM154 131V130H153ZM157 131V130H156ZM159 131V130H158ZM182 133H181V132ZM45 132H46V130H45ZM64 132V130L61 132V133H63ZM85 132V133H84ZM107 132V131H106ZM110 132V131H109ZM123 132V131H122ZM144 132V131H143ZM163 133H164V131H162ZM180 132V134H178ZM216 132H219V134H217V135H215L216 134ZM224 132H225V130H224ZM223 132V133H224ZM23 133V134H22ZM33 133V132H32ZM44 133V132H43ZM74 133H73V135H74ZM97 133H96V135H97ZM111 133H112V131H111ZM118 133H119V131H118ZM91 134V133H90ZM143 134V133H142ZM159 134V133H158ZM193 134H192V136H193ZM220 134V135H221ZM35 135V134H34ZM96 135H93V136H96ZM109 135V134H108ZM120 135V134H119ZM179 135V136H178ZM16 136V137H17ZM89 136V135H88ZM99 136V135H98ZM106 136V135H105ZM111 136V135H110ZM122 136H124L123 134H122ZM165 136L163 137V138H165ZM35 137V136H34ZM38 137V136H37ZM55 137V136H54ZM81 137V136H80ZM207 137V138H206ZM67 138V137H66ZM68 138H70V137H68ZM89 138V137H88ZM87 138V139H88ZM103 138V137H102ZM101 138V139H102ZM107 138H109V137H107ZM119 138V137H118ZM118 138L116 139H113V137H112V139L115 141V143H113V140H112V144H115L114 145V147H111V146H113V145H111L110 146V148H114L115 149V146L117 145H120L121 146V148H120V150H122V152H123V147L125 148V145H127L126 143H128L125 139H123L122 140V138H121V140L120 141H118ZM135 138H137V137H135ZM163 138H162V140H163ZM176 138V137H175ZM205 138V139H204ZM219 138V137H218ZM220 138H222V136H220ZM220 138H219V140H220ZM92 139H94V138H92ZM91 139V140H92ZM106 139V137L104 138V140ZM131 139V138H130ZM129 139V140H130ZM190 139H194V137H191ZM213 139H214V141H213ZM36 140H37V138H36ZM39 140V139H38ZM57 140V142L55 141L54 143H57V145H59L58 144V139H56ZM80 140V139H79ZM85 140H86V138H85ZM128 140V141H129ZM132 140V139H131ZM160 140V139H159ZM102 141V140H101ZM107 141H110L109 139H107ZM116 141H117V143H116ZM126 143H125V142ZM157 141V140H156ZM177 141V142H176ZM189 141V140H188ZM193 140H191V142H192ZM194 141H195V139H194ZM213 141V142H212ZM1 142V141H0ZM20 142V143H19ZM34 142V141H33ZM73 142H75V140L73 141ZM78 142V141H77ZM85 142V141H84ZM94 142H95V140H94ZM97 142V141H96ZM160 142H162V141H160ZM163 142H164V140H163ZM216 142H217V140H216ZM9 143V142H8ZM14 143V144H15ZM29 143V142H28ZM64 143H66V142H64ZM70 143V142H69ZM102 144H103V142H101ZM130 143H132V142H129V144ZM134 143V142H133ZM140 143H141V141H140ZM139 142H138V145L137 146H139V144H140ZM195 143H196V141H195ZM213 143V144H212ZM13 144V143H12ZM16 144V145H17ZM43 144V143H42ZM67 144V143H66ZM75 144V143H74ZM78 144V143H77ZM85 144V143H84ZM94 144V143H93ZM97 144H99V143H97ZM104 144H105V142H104ZM190 144H192V143H190ZM199 144V143H198ZM218 144V145H217ZM18 145V146H19ZM133 145V144H132ZM200 145V144H199ZM204 145V147L203 148H201V149H205V144H203ZM9 146V145H8ZM8 146H6L7 148H8ZM11 146V145H10ZM31 146V145H30ZM36 146H38V145H36ZM53 146H55V145H53ZM105 146H106V144H105ZM104 146V147H105ZM109 146V145H108ZM129 146V145H128ZM126 147V148H128L129 149V147ZM193 146H194V144H193ZM44 147V146H43ZM50 147V146H49ZM72 147H73V145H72ZM86 147H88V148H90L89 147V145L87 144V145H85V149H87L88 150V148H86ZM99 147V146H98ZM119 147V146H118ZM131 147V146H130ZM134 148H135V145L133 146ZM160 147H163L164 149H160L159 150V148ZM6 148V149H7ZM37 148V147H36ZM35 148V149H36ZM40 148V147H39ZM126 148L124 149L125 151H127L126 150ZM134 148H132V149H134ZM157 148H158V150H157ZM190 148H192V147H189V149ZM194 148V147H193ZM192 148V149H193ZM209 147H207L206 149H208ZM211 148V147H210ZM30 149V148H29ZM34 149V148H33ZM42 149V148H41ZM40 149V151H42L43 149H45V147L41 150ZM56 149V148H55ZM81 149L82 148H79V152H81ZM92 149V148H91ZM96 149V148H95ZM99 149V148H98ZM179 149V148H178ZM183 149H182V151H183ZM199 149H200V147H199ZM217 149V148H216ZM220 149H218V152L220 151ZM38 150V149H37ZM48 150V149H47ZM49 150L51 151V149L49 148ZM70 150V149H69ZM86 150V151H87ZM90 150V149H89ZM88 150V151H89ZM105 150V149H104ZM145 150V149H144ZM143 150V151H144ZM156 150V151H155ZM211 150V149H210ZM39 151V150H38ZM37 151V152H38ZM45 150H43V152H44ZM56 151V150H55ZM54 151V152H55ZM98 151V150H97ZM97 151H95V152H97ZM117 151H118V153H120L119 152V148H117ZM116 151V152H117ZM181 151V152H182ZM195 151V150H194ZM203 151H205V150H203ZM213 151V149L211 150V152ZM214 151H215V149H214ZM43 152H41V153H43ZM47 152V151H46ZM45 152V153H46ZM75 152V151H74ZM78 152V151H77ZM76 152V153H77ZM93 152V151H92ZM185 152V151H184ZM184 152H183V154H184ZM215 152H217V151H215ZM214 152V153H215ZM19 153V152H18ZM94 153V152H93ZM101 153H102V151H101ZM106 153V152H105ZM109 153V154H108ZM124 153V152H123ZM135 153H137V152H135ZM171 153V152H170ZM186 153V152H185ZM195 153V152H194ZM201 153H202V151H201ZM213 152H212V154H213V157L215 158V163H216V165H218L219 166V164H220V162H222V161H220V158H218V157H220V155L218 156V157H215L216 156V154H214ZM220 153V152H219ZM223 153H224V151H223ZM12 154V153H11ZM15 154V153H14ZM51 154H52V152H51ZM74 154V153H73ZM110 155L111 154V152H107L106 153V155ZM115 154V152L113 153V155ZM122 154V153H121ZM125 154V153H124ZM128 154V153H127ZM138 154V153H137ZM142 154H145L144 152L142 153ZM146 154V155H147ZM178 154V153H177ZM225 154V153H224ZM32 155V154H31ZM45 155V154H44ZM47 155V154H46ZM48 155H49V157L51 156L50 155V152L48 153ZM48 155L46 156L47 157V159L49 158L48 157ZM92 155H95V154H92ZM91 155V157H93ZM113 155H111V156H113ZM169 155V154H168ZM185 155V154H184ZM199 156H200V154H198ZM206 155V154H205ZM5 156H8V154H6ZM16 156V155H15ZM54 156H56L55 154H54ZM58 156V155H57ZM73 156V155H72ZM96 156V155H95ZM94 156V157H95ZM118 156V155H117ZM130 156V155H129ZM138 156V155H137ZM182 156V155H181ZM186 156H187V154H186ZM189 157H190V155H188ZM191 156H193V154L191 155ZM212 156V155H211ZM9 157H11V156H9ZM67 157V156H66ZM75 157V156H74ZM78 157V156H77ZM90 157V156H89ZM90 157V158H91ZM107 157V156H106ZM110 157V156H109ZM109 157H107L108 159H109ZM149 157V156H148ZM160 157L162 158L161 160H159L160 159ZM201 157V156H200ZM211 158L212 160L214 159V158ZM224 157V156H223ZM225 157V158H226ZM12 158H13V156H12ZM45 158V157H44ZM54 158V157H53ZM53 158H52V156H51V161L53 160ZM56 158V157H55ZM62 158V157H61ZM96 158V157H95ZM94 158V159H95ZM170 158V157H169ZM186 158V157H185ZM188 158V157H187ZM192 158V157H191ZM237 158V159H236ZM38 159V158H37ZM83 159V158H82ZM92 159V158H91ZM91 159H89L88 161L89 162H91ZM113 159H114V157H113ZM116 159V158H115ZM140 159V158H139ZM146 159V158H145ZM208 159H210V158H208ZM224 159V158H223ZM13 160V159H12ZM49 160V159H48ZM71 160V159H70ZM109 160H111V159H109ZM129 160V159H128ZM188 160V159H187ZM226 160V161H225ZM224 160V162H222L223 164L224 163H226L227 164V159H225ZM235 160L237 161V162H235ZM238 160L240 161V163L238 162ZM45 161H46V159H45ZM55 161H56V159H55ZM57 161H60V159H58ZM57 161H56V163H57ZM86 161V160H85ZM96 161H98V160H96ZM118 161V160H117ZM120 161V160H119ZM161 162L159 165L156 163V162ZM206 161V160H205ZM14 162V161H13ZM48 162H50V161H48ZM103 162V161H102ZM113 162V161H112ZM142 162V161H141ZM154 162L157 164V165H155L154 164ZM164 162H166V160L164 161ZM167 162H169V159L167 160ZM229 162V161H228ZM242 162V163H241ZM2 163V162H1ZM45 163V162H44ZM53 163V161L51 162V164ZM98 163V162H97ZM115 163V162H114ZM117 163V162H116ZM131 163V162H130ZM211 163H213V162H211ZM13 164V163H12ZM50 164V165H51ZM90 163H88V165H89ZM94 164V163H93ZM100 163H98V164H94L95 166H98ZM106 164V163H105ZM117 164H119V163H117ZM117 164H115L116 165V167H118V165ZM140 164V163H139ZM182 164V163H181ZM180 164V165H181ZM235 164V165H236ZM3 165V164H2ZM35 165V164H34ZM36 165H37V163H36ZM91 165H92V163H91ZM103 164H101L100 166H102ZM108 165H109V162H108ZM112 165V164H111ZM111 165H109L110 167H112ZM123 165H125V163L123 164ZM128 165V164H127ZM163 165V164H162ZM228 165V164H227ZM227 165H225V166H227ZM20 166V165H19ZM39 166V165H38ZM60 166V165H59ZM95 166H93V169H95L96 167ZM99 166V167H100ZM104 166V165H103ZM106 166V165H105ZM108 166V167H109ZM113 166H114V164H113ZM142 166H144V165H142ZM179 166V165H178ZM213 166H215V164L213 165ZM223 166V165H222ZM224 166V167H225ZM234 166V165H233ZM241 166V165H240ZM46 167V166H45ZM62 167H64V165L62 166ZM81 167H82V164H81ZM89 167V166H88ZM99 167H97V169L99 168ZM123 167V166H122ZM131 167V166H130ZM177 167V166H176ZM181 167V166H180ZM217 167V166H216ZM242 167V166H241ZM12 168V167H11ZM18 168V167H17ZM1 169V168H0ZM43 169H44V167H43ZM84 169H85V167H84ZM88 170H89V168H87ZM103 169H105V168H103ZM111 169V168H110ZM110 169H107V170H110ZM112 169H113V167H112ZM139 169V168H138ZM144 169V170H145ZM177 169V168H176ZM180 169V168H179ZM220 169H221V167H220ZM220 169H218V170H220ZM226 169V168H225ZM238 169V168H237ZM241 169V168H240ZM31 170H32V168H31ZM39 170H40V168H39ZM45 170V169H44ZM56 170V169H55ZM59 170V169H58ZM78 170V169H77ZM88 170H86L87 172H88ZM106 170V169H105ZM116 170V169H115ZM120 170V169H119ZM142 170H143V168H142ZM153 170V171H152ZM159 170V171H158ZM217 170V169H216ZM215 170V171H216ZM223 170H224V168H223ZM242 170V169H241ZM19 171H20V168H19ZM24 171V170H23ZM46 171H47V169H46ZM74 171V170H73ZM83 171V177H84V170H82ZM90 171V170H89ZM93 171V170H92ZM96 171V170H95ZM94 171V172H95ZM101 171V170H100ZM118 171V170H117ZM158 171V172H157ZM191 171V170H190ZM205 171V170H204ZM207 171V170H206ZM240 171V170H239ZM21 172V171H20ZM41 172V171H40ZM39 172V173H40ZM48 172V171H47ZM86 172V173H87ZM106 172V171H105ZM112 172H116V171H112L111 170V173ZM210 172V171H209ZM228 172V171H227ZM235 172V171H234ZM8 173V172H7ZM18 173V172H17ZM38 173V175L40 176L41 174H39ZM50 173V172H49ZM76 173H77V171H76ZM80 173H82V172H80ZM100 173V175H105V173H103V174H101V172H99ZM107 173V172H106ZM111 173H109V174H111ZM145 173V172H144ZM146 173H145V177H147L146 176ZM171 173L172 172H170V173H167V175L165 176L166 178H168L167 176H168V174L170 175V176H172L171 175ZM181 173H184V172H181ZM186 173V172H185ZM206 172H204V174H205ZM225 173V172H224ZM230 173V172H229ZM1 174L2 173H0V176H1ZM21 174V173H20ZM26 174V173H25ZM53 174H55V173H53ZM75 174V173H74ZM78 174V173H77ZM119 174V173H118ZM128 174V173H127ZM131 174V173H130ZM151 174L152 173H150V176H151ZM174 174V173H173ZM218 174V173H217ZM221 174H223V173H221ZM233 174V173H232ZM235 174V173H234ZM18 175V174H17ZM34 175V174H33ZM52 174H50L49 176H51ZM57 175H58V172H57ZM59 175H60V173H59ZM58 175V176H59ZM81 175V176H82ZM86 175V174H85ZM101 176L102 178L104 177V179H105V177L106 176ZM113 175L114 176H116L114 173H113ZM134 175V174H133ZM132 175V176H133ZM182 175V174H181ZM212 175V174H211ZM216 174L214 173V176H215ZM32 176V175H31ZM38 176V177H39ZM74 176V175H73ZM80 176V175H79ZM86 176H88V174L86 175ZM91 176V175H90ZM99 176V175H98ZM113 176V177H114ZM119 176H120V174H119ZM148 176H149V174H148ZM149 176V177H150ZM205 176V175H204ZM219 176H220V172H219ZM229 176V175H228ZM235 176V175H234ZM28 176H26V178H27ZM92 177V176H91ZM100 177V176H99ZM112 177V178H113ZM118 176H116V178H117ZM127 177H129V176H127ZM153 177H155V176H153ZM153 177H151L152 178V180L153 179H157L156 177L155 178H153ZM178 177H179V175H178ZM206 177V176H205ZM207 177H209V176H207ZM216 177V176H215ZM218 177V176H217ZM222 177V176H221ZM7 177H5V179H6ZM53 178V177H52ZM66 178V177H65ZM68 178V177H67ZM74 178V177H73ZM96 178H97V176H96ZM101 178V179H102ZM107 178V177H106ZM111 178V177H110ZM124 178V177H123ZM135 178V177H134ZM148 178V177H147ZM147 178H146V180H147ZM150 178V179H151ZM164 178V177H163ZM170 178V179H169ZM168 179L169 180H167V181H171V182H167V181H165L164 183H163V181H161L162 182V185H161V187H160V185H157L156 184V186H159L161 189H163L162 191L160 190V191H156L158 194H159V192H160V194L155 198V199H157V201L158 200H160V199H158L159 198V196L160 197H162L163 199L166 197L165 195H167V197L170 195L171 196V194H169L168 195V191H170L171 189H168V187H170V186H172L173 184H175V182H177L176 181V179H174L175 178V176H173V177H169ZM177 178V177H176ZM181 178V177H180ZM220 178V177H219ZM28 179V178H27ZM59 179V178H58ZM108 179V178H107ZM149 179V180H150ZM165 179V178H164ZM179 179V178H178ZM203 179V178H202ZM218 179V178H217ZM14 180V179H13ZM25 180V179H24ZM37 180H39V178H37ZM54 180V179H53ZM63 180V179H62ZM66 180V179H65ZM73 181H74V179H72ZM80 179H78V181H79ZM114 180H115V177H114ZM121 180V179H120ZM119 180V181H120ZM159 180V179H158ZM175 180V181H174ZM219 180H221V178L219 179ZM56 181H57V179H56ZM72 181V182H73ZM84 180H82V182H83ZM99 181H101V180H99ZM106 181V180H105ZM118 181V182H119ZM205 181V180H204ZM215 181V180H214ZM226 181H227V179H226ZM231 181V180H230ZM6 182V181H5ZM11 182V181H10ZM22 182V181H21ZM20 182V183H21ZM33 182H34V180H33ZM32 182V183H33ZM35 182H36V180H35ZM44 182H45V180H41V181H39V185H37L36 183L35 184H32L31 183V185L29 184V182H28V184L30 185L29 187L28 186H25L26 187V189L24 190V189H22V191L24 190V192L25 191H27L26 193H28L29 192V196L32 194L34 197L35 196H38V198L37 197H35V200H36V198L38 199V201H39V197H41L42 196V194L45 192V188L43 187L44 186ZM49 182H51V181H49ZM55 182V181H54ZM54 182H53V184H54ZM70 182H71V180H70ZM71 182V183H72ZM80 182V181H79ZM160 182V181H159ZM160 182V183H161ZM201 182V181H200ZM210 182V181H209ZM232 182H234V181H232ZM3 183V182H2ZM23 183H25V181H23ZM22 183V184H23ZM27 183V182H26ZM52 183V182H51ZM67 183V182H66ZM86 183V182H85ZM107 183H108V180H107ZM148 183V182H147ZM171 183V185L170 186H168L169 184ZM182 183V182H181ZM181 183H179V184H181ZM184 183V182H183ZM213 183V182H212ZM220 183V182H219ZM11 184V183H10ZM49 184V183H48ZM64 184V183H63ZM74 184V183H73ZM83 184V183H82ZM146 184V183H145ZM200 184V183H199ZM202 184H204V183H202ZM209 184V183H208ZM6 185V184H5ZM18 185V184H17ZM27 185V184H26ZM57 185V184H56ZM67 185H71L70 183H69V181H68V183H67ZM111 185H113V184H111ZM190 185V184H189ZM191 185H193V184H191ZM191 185H190V188L192 189L193 188V191L195 192L196 190H194V187H195V185H194V187H191ZM2 186H4V184H2ZM20 186V185H19ZM21 186H23V185H21ZM49 186H50V184H49ZM79 186V185H78ZM151 186L152 185H150V191L152 190V189H155V188H152L151 189ZM166 186H168L167 188H165ZM176 186H177V183H176ZM183 186V185H182ZM185 186V185H184ZM183 186V187H184ZM213 186H216V184H214ZM212 186V187H213ZM218 186V185H217ZM220 186H218V187H220ZM18 187V186H17ZM106 187V186H105ZM109 187V186H108ZM137 187V186H136ZM146 187V186H145ZM153 187V186H152ZM157 188L158 190L160 189V188ZM163 187V188H162ZM182 187V188H183ZM186 188H185V190H184V193L185 192H187V190H188V186H185ZM198 187V186H197ZM197 187L195 188V189H197ZM205 186H203V188H204ZM209 187V186H208ZM21 188H24V187H20V189ZM50 188V187H49ZM48 188V189H49ZM56 188V187H55ZM78 188V187H77ZM118 188V187H117ZM120 188V187H119ZM190 188H189V190H190ZM202 187H200V189H201ZM210 189H211V187H209ZM214 188V187H213ZM213 188L211 189L212 191H213ZM20 189H19V191H20ZM62 189V188H61ZM66 189V191L63 189V191L64 192H67V190H69V191H71L69 188L67 189V188H65ZM76 189V188H75ZM75 189H73L74 191L73 192H75ZM121 189H123V188H121ZM142 189V188H141ZM156 189V190H157ZM181 189V188H180ZM199 189V188H198ZM197 189V190H198ZM199 189V190H200ZM208 189V188H207ZM12 190V189H11ZM51 190H53V189H50V192H51ZM88 190V189H87ZM146 190L148 191V187L146 188ZM177 188H176V190L173 192V194H174V196H175V193L177 192ZM182 190V189H181ZM181 190H179V192L181 191ZM2 191V190H1ZM22 191H20L19 193L21 194V192ZM149 191V193L151 194V196H152V198H153V196L155 195V194H153V193H151ZM172 191H173V189H172ZM200 191H205L204 189H202V190H200ZM199 191V194H200V196H192V194H193V192H192V190H191V192H192V194H189V195H191V197L189 196L188 198V200H190L192 197H193V199L195 198L196 199V197H201V193L202 192H200ZM211 191V192H212ZM18 191H16V192H14V195L15 196H17L18 197V199H19V196L18 195H16V193H17ZM53 192V191H52ZM55 193L57 192L56 191V189H55V191H54ZM53 192V193H54ZM61 192H62V190H61ZM63 192V193H64ZM117 192V191H116ZM171 192V191H170ZM169 192V193H170ZM189 193H190V191H188ZM216 192V191H215ZM54 193V194H55ZM68 193V192H67ZM132 193V192H131ZM157 193H156V195H157ZM181 194H182V191L180 192ZM183 193V194H184ZM196 193H197V191H196ZM18 194V193H17ZM53 194V195H54ZM163 194H165V195H163ZM172 194V195H173ZM187 194V193H186ZM199 194H197V195H199ZM204 194V193H203ZM208 194V193H207ZM210 194V193H209ZM213 194V193H212ZM2 195V194H1ZM12 195H13V193H12ZM30 196V198H32L33 196ZM66 195V194H65ZM89 195V194H88ZM91 195H95V194H91ZM99 195V194H98ZM118 195V194H117ZM149 195V194H148ZM147 195V196H148ZM155 195V196H156ZM164 197H163V196ZM177 195V197H175V199L176 198H178L179 196H180V194L178 193V194H176ZM179 195V196H178ZM185 195V194H184ZM184 195H182V197L184 196ZM194 195V194H193ZM196 195V194H195ZM226 195V194H225ZM24 196H25V198L26 199H28L27 198V196L24 194ZM77 196V195H76ZM83 196V195H82ZM101 196V195H100ZM110 196V195H109ZM108 196V197H109ZM112 196V195H111ZM116 196V195H115ZM154 196V197H155ZM169 196V197H170ZM221 196V195H220ZM224 196V195H223ZM228 196V195H227ZM9 197V196H8ZM44 197V196H43ZM87 197H89V196H87ZM91 197V196H90ZM102 197H104V196H102ZM106 197V196H105ZM149 197V196H148ZM171 197H173V196H171ZM170 197V198H171ZM181 197V198H182ZM216 197V196H215ZM222 197V196H221ZM22 198V197H21ZM24 198V197H23ZM151 200H152V198L151 197H149ZM184 198H187V196L186 197H184ZM214 198V197H213ZM226 198H228V197H226ZM32 199H34V198H32ZM28 200L29 202H31V201H33V200ZM45 199H47V198H45ZM167 199H169V198H167ZM199 199V198H198ZM200 199H203V198H200ZM200 199H199V202H200ZM216 199H217V197H216ZM16 200V199H15ZM20 200V199H19ZM137 200V199H136ZM143 200V199H142ZM172 200L175 202V200H174V198H172ZM182 200V199H181ZM185 200V199H184ZM187 200V199H186ZM210 200V199H209ZM212 201H213V199H211ZM22 201H25V200H22ZM37 201V202H38ZM41 201V200H40ZM44 201V200H43ZM48 201V200H47ZM79 201V200H78ZM111 201V200H110ZM162 201V202H161ZM166 202H168L167 200H165ZM169 201H170V199H169ZM173 201H171V203L173 202ZM178 201H179V199H178ZM183 201V200H182ZM198 201V200H197ZM205 201H207V200H205ZM7 202V201H6ZM19 202V201H18ZM27 202V201H26ZM25 202V203H26ZM28 202V203H29ZM54 202V201H53ZM73 202V201H72ZM80 202V201H79ZM112 202V201H111ZM155 202V201H154ZM174 202L172 203L173 205L172 206H174L175 204H174ZM176 202H177V200H176ZM186 202V201H185ZM189 202V201H188ZM191 202H193V201H191ZM214 202V201H213ZM225 202V201H224ZM13 203V202H12ZM12 203H10L11 205H12ZM81 203V202H80ZM99 203V202H98ZM105 203H107V202H105ZM114 203V202H113ZM159 203H164V200H160V202ZM181 203V202H180ZM183 204H184V202H182ZM227 203V202H226ZM7 204V203H6ZM20 204H22V208H23V204L24 203H20ZM37 204V203H36ZM39 204V203H38ZM47 204V203H46ZM93 204H94V202H93ZM96 204V203H95ZM191 204V203H190ZM190 204H187V205H190ZM192 204H194V203H192ZM197 204H199V203H197ZM216 204V203H215ZM228 204V203H227ZM230 204V203H229ZM237 204H240L239 206H237ZM10 205V206H11ZM29 205H31V204H29ZM41 205V204H40ZM43 205V204H42ZM91 205V204H90ZM161 205H163L164 206V204H161ZM167 205H169V204H167ZM171 205V204H170ZM170 205H169V207H170ZM208 205H209V203H208ZM20 207L19 208H21V205H19ZM34 206V204H32L31 205V208ZM46 206H48V205H46ZM45 206V207H46ZM69 206V205H68ZM71 206V205H70ZM85 206V205H84ZM113 206V205H112ZM143 206H149V205H143ZM151 206H153V205H151ZM171 206V207H172ZM179 206V205H178ZM200 206H201V209L200 210H197L198 208H195L194 210L196 211V214H198V215H200L201 214V216L202 217H204L205 216V214L207 213V209L206 208H204V206H202L201 204H200ZM218 206V205H217ZM225 206V205H224ZM226 206H228V205H226ZM9 207V206H8ZM18 206L16 205V208H17ZM26 209L28 208V207H26V205L24 206ZM36 207H39V205L38 206H36ZM76 207V206H75ZM89 207V206H88ZM145 207V208H146ZM156 207V206H155ZM190 206H188V208H189ZM198 207V206H197ZM206 207V206H205ZM222 207V206H221ZM240 207V208H239ZM246 208L247 207V210H246V212H245V210L243 209V211L245 212H243L242 213V209L241 208ZM19 208H17V209H19ZM68 208V207H67ZM77 208V207H76ZM166 208V207H165ZM179 208V207H178ZM181 208V207H180ZM208 208V207H207ZM11 209V208H10ZM29 209V208H28ZM32 209H36L35 207L34 208H32ZM32 209H29V210H32ZM46 209H47V207H46ZM73 209V208H72ZM147 209H150L149 207H147ZM146 209V210H147ZM153 209V208H152ZM155 209V208H154ZM157 209V208H156ZM173 209V210H172ZM171 210H169V211H172V213H173V211L175 210V207L174 208H172ZM190 209V208H189ZM22 210V209H21ZM25 210V209H24ZM28 210V211H29ZM74 210V209H73ZM86 210V209H85ZM143 210V209H142ZM161 210H163V209H161ZM165 210V209H164ZM186 210V209H185ZM68 211V210H67ZM92 211V210H91ZM116 211V210H115ZM119 211V210H118ZM154 211H157V210H154ZM168 211V212H169ZM208 211H209V209H208ZM218 211V210H217ZM222 211V210H221ZM7 212V211H6ZM25 212H26V210H25ZM31 212V211H30ZM32 212H33V210H32ZM35 212V211H34ZM45 212V211H44ZM72 212V211H71ZM110 212V211H109ZM144 212V211H143ZM146 212V211H145ZM144 212V213H145ZM166 212V211H165ZM180 214H181V212L180 211H178ZM183 212V211H182ZM211 212V211H210ZM15 213V212H14ZM19 213H20V209H19ZM35 213H37V212H35ZM35 213H33L34 215H35ZM40 213V212H39ZM38 213V214H39ZM112 213V212H111ZM143 213V214H144ZM156 213V212H155ZM162 213V215H163V212H161ZM183 213H185V212H183ZM182 213V214H183ZM187 213V212H186ZM184 214L183 216H182V214H181V216L183 217V219H185V220H187L184 216H188V214L189 213H191V212H189V213H187V214ZM194 213V212H193ZM209 213V212H208ZM215 213V212H214ZM15 214H17V213H15ZM43 214V213H42ZM81 214V213H80ZM105 214V213H104ZM121 214V213H120ZM152 214V213H151ZM156 214H159V213H156ZM166 214H168V213H166ZM195 214V213H194ZM217 214V213H216ZM2 215V214H1ZM12 215V214H11ZM28 215V214H27ZM67 215H68V213H67ZM70 215V214H69ZM101 215V214H100ZM125 215V214H124ZM127 215V214H126ZM142 215V214H141ZM145 215H146V213H145ZM198 215H195L196 217L198 216ZM15 216H17V215H15ZM14 215H13V217H15ZM41 216V215H40ZM39 216V217H40ZM81 216V215H80ZM93 216V215H92ZM118 216V215H117ZM123 216V215H122ZM132 216V215H131ZM137 216V215H136ZM150 216V215H149ZM195 216H192V219H193V217H195ZM224 216V215H223ZM222 216V217H223ZM95 217V216H94ZM113 217H114V215H113ZM129 217V216H128ZM138 217V216H137ZM140 217H142V216H140ZM148 217V215L146 216V218ZM154 217V216H153ZM158 217V216H157ZM162 217V216H161ZM161 217H159V218H161ZM182 217H180V219H182ZM212 217V216H211ZM216 217V216H215ZM9 218V217H8ZM30 218V217H29ZM29 218H27V220L29 221ZM35 218L36 217H34V216H32V218H30V220L31 221H33L34 222V220H35ZM89 218V217H88ZM87 218V219H88ZM96 219H97V217H95ZM107 218H108V216H107ZM152 218V217H151ZM158 218V219H159ZM166 218V217H165ZM200 218V220L199 221H201V217H199ZM221 218V217H220ZM63 219V218H62ZM65 219V218H64ZM67 219V218H66ZM73 219V218H72ZM91 219V218H90ZM94 219V218H93ZM101 219V218H100ZM106 219V218H105ZM104 219V220H105ZM114 219H116V218H114ZM139 219H141V218H139ZM149 219V218H148ZM154 219V218H153ZM190 219V218H189ZM191 219V222H189L190 220H188V223H192V220ZM197 219H198V217H197ZM203 219H205V218H203ZM92 220V219H91ZM108 220H110L109 218H108ZM122 220V219H121ZM136 220H138V219H136ZM142 220V219H141ZM5 221V220H4ZM20 221H21V219H20ZM24 221V220H23ZM28 221H26L25 220V222H26V224L28 223ZM61 221V220H60ZM73 221V220H72ZM118 221V220H117ZM120 221V220H119ZM133 221V220H132ZM135 221V220H134ZM153 220H151L150 221V223L152 222ZM158 220H156V222H157ZM161 221H162V219H161ZM168 222H169V220H167ZM182 220H180V224L178 225V224H176V228L177 229H174L175 230V232H174V234L176 233L177 235L179 234V236H181V238L178 240V237H176V239H177V244L179 245V247H180V249H178V250H174V249H171V251H170V253H169V257H171V260H170V258H169V263L170 264H177L178 262H179V264L181 263V264H194V261L191 259L192 257L193 258H195V256L197 255V257L199 256L200 257V247L199 246H197L198 248H199V251H198V249L196 250L197 251V254H195L194 252V245H196V244H192V241L194 242V240H193V238L195 239V238H198L199 239V241H198V243L200 242V239H202L201 241L202 242H204V241H206L205 239V237H203V235H202V237L204 238H200V232H203V234L204 235H207V233H206V230H208V229H211V228H209V227H211V225L208 227V226H206L205 225V223L203 224V226L202 227H206L207 229H204V228H202V229H204L203 231L201 230L200 232H199V230L200 229H198L197 231V234L199 233V237H193L192 235L193 234H196V233H192L190 236H192V237H189V235L187 236V238H186V235L188 234V232H187V230H189V229H187V230H185V232H186V235H185V232H184V230H182V228H184V226L181 224L182 222H181ZM196 221V220H195ZM203 221V220H202ZM219 221H221V219H219ZM15 222H16V220H15ZM22 222V221H21ZM65 222V221H64ZM70 222V221H69ZM69 222H67V223H69ZM116 222V221H115ZM123 222V221H122ZM125 222V221H124ZM135 222H137V221H135ZM146 223L147 222H149L148 220H146L145 221ZM159 222V221H158ZM165 222V221H164ZM168 222L166 223V224H168ZM172 223H176V222H173V221H171ZM197 222H198V220H197ZM11 223L13 224L14 222L12 221V222H10V227H9V230H11V229H13L12 227H14V226H12L11 225ZM18 223H19V221H18ZM24 223V222H23ZM48 223V222H47ZM56 223V222H55ZM88 223V222H87ZM109 223V222H108ZM149 223V224H150ZM171 223V225H174V224H172ZM178 223V222H177ZM224 223V222H223ZM30 224V223H29ZM28 224V225H29ZM33 224V223H32ZM64 224V223H63ZM112 224V223H111ZM118 224V223H117ZM125 224V223H124ZM139 224H140V222H139ZM139 224H137V225H139ZM148 223L146 224V226L148 227V228H146L149 232H150V230H151V227H152V224H150L149 225ZM169 224H170V222H169ZM183 224H185V222L183 223ZM196 224V223H195ZM198 224L200 225V223L198 222ZM2 225V223H0V226ZM15 225V224H14ZM17 225V224H16ZM24 226H25V224H23ZM31 225V224H30ZM29 225V226H30ZM37 226H38V224H36ZM70 225V224H69ZM84 225V224H83ZM100 225V224H99ZM116 225V224H115ZM120 225H122V224H120ZM142 225V224H141ZM141 225L140 226H138V227H141ZM183 227H182V226ZM194 225V224H193ZM197 226L198 228H201L200 226ZM222 225V224H221ZM46 226V225H45ZM50 226V225H49ZM72 226V225H71ZM90 226V225H89ZM97 226H98V224H97ZM118 226V225H117ZM117 226H115V227H117ZM123 226V225H122ZM125 226H126V224H125ZM130 226H131V224H130ZM130 226H127V227H130ZM154 226H157V225H155V223H154V225H153V227ZM161 226V225H160ZM167 226V225H166ZM175 226V225H174ZM173 226V227H174ZM187 226H188V224H187ZM187 226H185V227H187ZM16 227V226H15ZM20 227H21V224H20ZM36 227V226H35ZM40 227V226H39ZM60 227H61V225H60ZM76 227V226H75ZM85 227V226H84ZM94 227V226H93ZM99 227V226H98ZM108 227V226H107ZM144 226H142V228H143ZM169 227V226H168ZM190 227V226H189ZM191 227H192V225H191ZM195 227V226H194ZM23 228H25V227H23L22 226V229ZM27 228V227H26ZM32 228H34V226L32 227ZM38 227H36V229H37ZM69 228V227H68ZM95 228V227H94ZM104 228V227H103ZM112 229H114L113 228V226L111 227ZM110 228V229H111ZM118 228V227H117ZM134 227H132V229H130L131 231L133 230L134 231V229H133ZM156 228H158V227H156ZM161 228V227H160ZM159 228V229H160ZM178 228H181V229H178ZM6 229V228H5ZM4 229V225L3 226H1L0 227V264H6V262H7V255H2V252H3V249H4V245L6 244L5 242H3L2 244H1V241H2V238H1V233L5 230ZM19 229V228H18ZM21 229V228H20ZM71 229V228H70ZM100 229V228H99ZM122 229H124V228H122ZM127 229V228H126ZM125 229V230H126ZM137 229V228H136ZM141 229V228H140ZM162 229V228H161ZM171 229H173V228H171ZM192 229V228H191ZM190 229V230H191ZM26 230V229H25ZM29 230V229H28ZM34 230H35V228H34ZM39 230H40V228H39ZM90 230V229H89ZM120 231H121V229H119ZM143 230H144V228H143ZM153 230V229H152ZM164 230V229H163ZM173 230V231H174ZM190 230H189V233H190ZM12 231H14V230H12ZM36 231H38V230H36ZM35 231V232H36ZM41 231H42V229H41ZM67 231H68V229H67ZM95 231V230H94ZM97 231V230H96ZM129 231V230H128ZM137 231V230H136ZM155 231V230H154ZM193 230H191V232H192ZM214 231V230H213ZM212 230H211V232H213ZM5 232V231H4ZM8 232H10V231H8ZM8 232H7V234H8ZM19 232H20V230H19ZM24 232H27V231H24ZM33 232V231H32ZM40 232V231H39ZM106 232V231H105ZM105 232H103V233H105ZM122 232V231H121ZM123 232H125L124 230H123ZM145 232V231H144ZM157 232H159V231H157ZM169 232H172V231H169ZM168 232V233H169ZM194 232V231H193ZM208 232V231H207ZM215 232V231H214ZM221 232H220V234H221ZM11 233V232H10ZM9 233V234H10ZM23 233V232H22ZM22 233H20V234H22ZM41 233H43L42 235H41V237H42V240L44 241L45 239L47 240V236H44V232H41ZM40 233V234H41ZM75 233V232H74ZM98 233H100V232H98ZM120 233V232H119ZM128 233V232H127ZM132 233V232H131ZM146 234H143V235H148V232H145ZM151 233V232H150ZM166 233V232H165ZM3 234V233H2ZM19 234V237H22V235H20ZM24 234V233H23ZM33 235L34 234H36V233H32ZM46 234V233H45ZM90 234H93V233H90ZM172 234H173V232H172ZM209 234H211L210 232H209ZM215 234H216V232H215ZM214 234V235H215ZM37 235H39V234H37ZM70 235V234H69ZM86 235V234H85ZM109 235V234H108ZM122 234H120V236H121ZM151 235H153L152 233H151ZM156 235V234H155ZM161 235H163V234H161ZM160 235V236H161ZM212 235V234H211ZM210 235V236H211ZM213 235V236H214ZM222 235V236H223ZM229 235V234H228ZM6 236V235H5ZM11 236H12V234H11ZM17 236H18V234H17ZM16 236V237H17ZM71 236V235H70ZM89 236V235H88ZM210 236H206V237H208L207 238V240L208 239H211V238H209ZM31 237V236H30ZM95 237V236H94ZM112 237H113V235H112ZM188 237H189V239H191L190 241H189V239H188ZM217 237L219 238V236L217 235ZM231 237V236H230ZM39 238H40V236H39ZM105 238V237H104ZM116 238H117V236H116ZM214 238H215V236H214ZM221 238V237H220ZM242 238V239H243ZM99 239V238H98ZM97 239V240H98ZM119 239V238H118ZM174 239V238H173ZM222 239V241L221 242H217V243H215V244H213L212 246H213V248L214 247H216V246H219V245H223L224 243H225V240L223 239V238H221ZM221 239H219V240H221ZM48 240H49V238H48ZM52 240V239H51ZM58 240V239H57ZM84 240H86V239H84ZM112 240V239H111ZM125 240V239H124ZM123 240V241H124ZM130 240V239H129ZM154 240V239H153ZM204 240V241H203ZM218 239H216V241H217ZM218 240V241H219ZM224 240V241H223ZM9 239H8V243H9ZM26 241V240H25ZM74 241V240H73ZM96 241V240H95ZM105 241V240H104ZM109 241V240H108ZM115 241V240H114ZM117 241H119V240H117ZM156 241V240H155ZM158 241V240H157ZM196 241H197V239H196ZM195 241V242H196ZM210 241V240H209ZM22 242V241H21ZM35 242V241H34ZM33 242V243H34ZM39 242V241H38ZM77 242V241H76ZM100 242V241H99ZM113 242V241H112ZM133 242H135V241H133ZM24 243V242H23ZM47 243V242H46ZM50 243V242H49ZM48 243V244H49ZM70 243V242H69ZM116 243V242H115ZM125 243V242H124ZM22 244V243H21ZM35 244V243H34ZM43 244H45V243H43ZM65 244V243H64ZM92 244H93V242H92ZM95 244V243H94ZM104 244V243H103ZM114 244V243H113ZM121 244V243H120ZM144 244V243H143ZM176 244V243H175ZM176 244V245H177ZM202 244V243H201ZM54 245V244H53ZM68 245V244H67ZM74 245H75V243H74ZM73 245V246H74ZM79 245V244H78ZM107 245V244H106ZM111 245V244H110ZM119 245V244H118ZM123 245V244H122ZM139 245V244H138ZM208 245V244H207ZM251 245H253V244H251ZM21 246V245H20ZM31 246V247H30ZM37 246V245H36ZM41 246H43V245H41ZM47 246V245H46ZM59 246V245H58ZM62 246V245H61ZM96 246V245H95ZM121 246V245H120ZM233 246V245H232ZM29 247L30 248H33L32 247V244H30L29 245ZM35 247V246H34ZM44 248H45V246H43ZM55 247V246H54ZM60 247V246H59ZM70 247V246H69ZM72 247V246H71ZM76 247V246H75ZM79 247V246H78ZM77 247V248H78ZM115 247H117L116 245H115ZM193 247V248H192ZM221 247V246H220ZM253 247V246H252ZM41 248V247H40ZM105 248H107V247H105ZM136 248V247H135ZM212 248V249H213ZM254 248V247H253ZM36 249V247L35 248H33V250H35ZM46 249L47 248H45L44 249V251L46 252ZM62 249L63 248H61V250H59V248H57V250H56V252H54V253H57V257H59V255L61 254V252H62ZM71 249V248H70ZM90 249V248H89ZM119 249V248H118ZM122 249H124V248H121V250ZM202 250H203V248H201ZM205 249V248H204ZM211 249V250H212ZM224 249V248H223ZM235 249V248H234ZM18 250H19V248H18ZM17 250V251H18ZM21 250V249H20ZM18 251V253H17V259H15V260H17L18 262H21L22 264H27V262L30 260V252H28L26 249V253L24 254L23 252H22V250L21 251ZM36 250H38V248L36 249ZM43 249H40L39 251L40 252H38L39 254H42V251ZM74 250V249H73ZM93 250V249H92ZM98 250V249H97ZM102 250V249H101ZM105 250V249H104ZM110 250V249H109ZM120 250V249H119ZM127 250V249H126ZM165 250V249H164ZM201 250V251H202ZM241 250V249H240ZM49 251V250H48ZM69 251V250H68ZM75 251V250H74ZM85 251V250H84ZM89 251V250H88ZM94 251V250H93ZM96 251V250H95ZM98 251H100V250H98ZM115 252H116V250H114ZM125 251V250H124ZM214 251V250H213ZM248 251V250H247ZM14 252V251H13ZM44 252V253H45ZM64 252V251H63ZM70 253H71V251H69ZM122 252V251H121ZM137 252V251H136ZM205 252V251H204ZM204 252H202V253H204ZM208 252V251H207ZM238 252V251H237ZM253 252V251H252ZM9 253V252H8ZM23 253V254H22ZM31 253H32V251H31ZM47 253H49V252H47ZM47 253H46V258L44 259V261H43V263L42 264H51V261H49V259H51L52 258V256H54V255H52L50 258H48V255H47ZM50 253H51V250H50ZM82 253V252H81ZM91 253H93L92 251H91ZM101 253V252H100ZM105 253V252H104ZM107 253V252H106ZM113 253V252H112ZM111 252H110V254H112ZM117 253V252H116ZM115 253V254H116ZM218 253V252H217ZM242 253V252H241ZM250 253H251V250H250ZM64 254H65V252H64ZM67 254H69L68 252H67ZM76 254V253H75ZM75 254H73V255H75ZM80 254V253H79ZM78 254V255H79ZM83 254H85V253H83ZM86 254L88 255V253L86 252ZM109 254V255H110ZM114 254V253H113ZM115 254H114V256H115ZM125 254V253H124ZM136 254V253H135ZM141 254V253H140ZM199 254V255H198ZM223 254V253H222ZM235 254H238V253H235ZM15 255H16V252H15ZM32 257H34V254L32 253ZM35 255H37V253L35 254ZM44 255V254H43ZM108 255V257H110ZM117 255H119V254H117ZM134 255V254H133ZM132 255V256H133ZM166 255V254H165ZM164 255V256H165ZM205 255V257L203 256V254L201 255L202 257L200 258L202 261H199L198 260V262L196 261V264L198 263H200V264H202L203 262H205V260H204V258L207 260L206 261V263L207 264H209V258L210 259H212L211 257H215L214 256V253H211V251L209 250V253L207 254H204ZM218 255V254H217ZM227 255V254H226ZM42 256V255H41ZM71 256V255H70ZM77 256V255H76ZM86 256V255H85ZM89 256V255H88ZM92 256H93V254H92ZM101 257H99V256H97V258H99V260H100V258H102L103 256L102 255H100ZM113 255L111 256V257H114ZM120 256V255H119ZM124 256V255H123ZM140 256H142V255H139V258H140ZM225 256V255H224ZM230 256V255H229ZM242 256V255H241ZM25 257L26 258H28V259H25ZM31 257V259L33 260V264H35L34 262V258H32ZM37 257H38V255H37ZM43 257V256H42ZM63 257H64V255H63ZM74 257V256H73ZM80 258H81V256H79ZM107 257V256H106ZM110 257V258H111ZM122 257V255L120 256V257H118V259H120ZM125 257H127V256H125ZM125 257H123L124 259H125ZM133 257H135V256H133ZM145 257V256H144ZM217 257V256H216ZM215 257V258H216ZM221 257V256H220ZM219 257V258H220ZM236 257V256H235ZM10 258V257H9ZM8 258V259H9ZM11 258H13V257H11ZM55 258V257H54ZM62 258V257H61ZM104 258H105V256H104ZM114 258H117V256L116 257H114ZM122 258V259H123ZM136 258H137V256H136ZM158 258V257H157ZM157 258H155V261L156 262H154V264H158L160 261L159 260H161V259H159V260H157ZM163 258V257H162ZM218 258V257H217ZM230 258V257H229ZM239 258H240V256H239ZM239 258H237V259H235L234 257H232V259H234V263H235V260H237L238 261V259ZM24 259V260H23ZM36 259V258H35ZM38 259H39V257H38ZM38 259H37V263H38ZM57 259H59V258H56V260ZM89 259V258H88ZM87 259V260H88ZM91 259V258H90ZM103 259V258H102ZM121 259V260H122ZM123 259V260H124ZM127 259V258H126ZM134 259V258H133ZM144 259V258H143ZM199 259V258H198ZM223 259V258H222ZM225 259V258H224ZM232 259H230V260H232ZM254 259V258H253ZM256 259V260H257ZM10 260H11V262L13 261L12 259H9L8 260V263L10 264ZM40 260H41V257H40ZM39 260V261H40ZM52 260V262L53 261H55V259H51ZM60 260V259H59ZM83 260V259H82ZM106 260V259H105ZM112 260V259H111ZM116 260V259H115ZM128 260V259H127ZM126 260V261H127ZM142 260V259H141ZM145 260V259H144ZM146 260H147V258H146ZM242 261H244L243 260V256H242V259H241ZM61 261V260H60ZM85 261H86V259H85ZM84 261V262H85ZM107 261V260H106ZM110 261V260H109ZM125 261V260H124ZM133 261V260H132ZM136 261V260H135ZM157 261H159L158 263H157ZM193 261V262H192ZM233 261V260H232ZM15 262V261H14ZM17 262V264H19ZM31 263H32V261H30ZM29 262V263H30ZM68 262V261H67ZM83 262V263H84ZM110 262H112V261H110ZM137 262H138V260H137ZM152 262V261H151ZM165 262V261H164ZM192 262V263H191ZM227 260L224 262L223 260L221 261V260H215L214 261V264H231L232 262L231 261H228L227 263ZM36 263V264H37ZM86 263H87V261H86ZM89 263V262H88ZM94 263V262H93ZM101 263V262H100ZM114 263V262H113ZM118 263V262H117ZM144 263V262H143ZM162 263V262H161ZM239 263H242V262H239ZM14 264H16V263H14ZM105 264V263H104ZM115 264V263H114ZM119 264V263H118ZM123 264V263H122ZM129 264H130V262H129ZM133 264H134V262H133ZM137 264V263H136ZM141 264V263H140ZM149 264H152V263H149ZM166 264H168V263H166ZM235 264H237V263H235Z\"/></svg>", "mask_w": 264, "mask_h": 264}, {"label": "snow or ice", "instance_id": "6c2138e0", "mask_svg": "<svg viewBox=\"0 0 264 264\" xmlns=\"http://www.w3.org/2000/svg\"><path fill=\"white\" fill-rule=\"evenodd\" d=\"M195 2L197 4H202L204 2V0H195ZM217 2L219 3V0H217ZM17 7H19V5H17ZM25 11H27V10H25ZM189 11L190 12H194L195 9H189ZM15 15L19 16L20 14L17 12V13H15ZM209 15H212V14H209ZM203 18H204L203 16H196L195 17V19L198 20V21L203 19ZM245 71H247V64L246 63H245Z\"/></svg>", "mask_w": 264, "mask_h": 264}]
</instances>
